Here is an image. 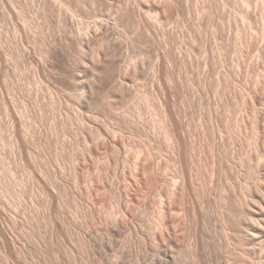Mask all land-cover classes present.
Listing matches in <instances>:
<instances>
[{
  "label": "rangeland",
  "instance_id": "1",
  "mask_svg": "<svg viewBox=\"0 0 264 264\" xmlns=\"http://www.w3.org/2000/svg\"><path fill=\"white\" fill-rule=\"evenodd\" d=\"M62 1H64L65 2V0H62ZM74 1V2H73ZM81 1H83V2H81ZM66 0V4L63 2V4H64V7L62 8L63 10H64V12L62 11V10H60V11H58V9H59V4H57L56 5V7H55V5H53V7H52V5L51 6H49L48 4H46V3H44V2H46L45 0L43 1V0H0V42L1 41H3V42H1L0 43V54H2V55H0V59H1V61H3L4 63H6V64H3V62H1L0 63V65H1V68H0V156H2L4 159L3 160H5L3 163H5V165L8 163V165H6V166H8V167H10V166H12V167H14V168H12V167H10V168H12L13 170H9V168H8V170H7V168H6V171L4 170L5 169V167L6 166H4V164L3 163H1V161H0V163L1 164H3V166H4V168H3V170L5 171V173L7 172L8 174H6V175H8L7 176V178H5L6 176L5 175H3V172L2 173H0V174H2L3 175V177L5 178V179H7V181H9L8 180V178L10 179L12 176V182H14V185L16 186V184L17 185H21L22 183V185L23 186H25V185H27V186H25V189H26V187L29 189V190H27V192L29 191V193H27L26 192V190L25 189H22V188H24L23 186H22V188L20 187V186H17V187H20L23 191H24V196L23 197H25V199L24 200H22V202L24 203V205H23V203L20 205L22 208H21V211H20V215L18 214V210L17 209H20V208H18V207H16L15 205H14V207H16L17 209V211L15 210V211H11V206H13L12 205V202L10 203L11 205H9V203H5V205H4V207L5 208H7V206H6V204H8L9 206V208H7L8 209V211L4 208V209H2V211L4 212L5 210V215L4 216H7L8 218H10L11 216H12V218L13 217H15L14 215L16 214V216L17 217H19V219L18 218H16L15 217V219H17V221L19 222H17L16 220V222L19 224H17L16 223V225H18L20 228H22V226L24 227V226H29V228L28 227H26V229L25 228H23V230H27V229H29L30 230V226H31V231L30 232H32V234L31 233H29V234H27V231H26V235L28 236V235H32L31 237L33 238V236L34 237H36V240H37V237H38V240H37V245L38 244H40L41 242H42V240L41 239H39V238H43L42 236L43 235H45V237H46V239L48 238V236H51L50 238H48V240L49 239H51L52 237H54L55 236V233H52L53 235H51V232H49V235H48V233H46V231L48 232V231H50L51 230V228H50V230H48L49 228H46L47 226L49 227L50 225H48L49 223H45V219L44 218H38V216H42V214H39L38 212L39 211H41L40 209H41V206L42 205H44V203L46 204L47 202H46V199H42V198H44L43 196H44V194H42L41 195V193H43V192H37V189H39L40 188V183H39V181H38V183H39V185H38V187H37V184L38 183H36V178H35V173H33V172H31V171H29L28 169H29V167H28V169H27V167H23V165H20V162H17V161H19L18 159H19V157L18 156H14L15 154H13V153H17L16 151H18L19 150V152H20V149H21V147H22V145L23 146H25L26 147V149H24L25 151H27V150H29L28 149V147L30 146V145H32L34 142H37V139H36V137L38 136L36 133H38L39 135H40V133H41V135H40V137H39V139L41 140L42 138L41 137H43V139L45 138L44 136H46V140L48 139L49 140V138L51 139V141L50 142H48V141H46L45 139V141L44 140H41L40 141V143H42L43 144V148H42V145H41V147L39 146L38 147V145L40 144L39 142H37V144L35 145V146H37L36 148H33L32 146H30V148L32 147L33 149H37L38 150V153H42L43 151H47V152H45L44 153V155H42V156H44L42 159H41V154H38L36 151H33V149L31 148L30 149V151L33 153H31V155L30 154H28L27 152H25V153H27L26 155V157H27V159L30 157V158H34L35 156H33L34 154L35 155H37L36 157H40V159L39 158H37L36 160H37V162H39L38 164H40V162H44V164H40V165H38V166H40V168H44L45 166L44 165H46L47 164V166L46 167H49V171L47 170V169H43L44 171H46V173H45V175L47 176V177H44V179H46L47 181H45V182H48L49 184H50V182H51V180H55L56 178H58L59 176H61V177H64L65 176V178H64V183H62L63 182V180H62V182L60 181L61 180V177H59V179H56L55 180V182H51V183H53L52 185L50 184V186L52 187L55 183L57 184V182H58V184H60L62 187H61V190H64V188L66 189V187L67 188H69L68 186H73V187H75L76 185H77V187H76V189L74 188L73 189V187H71L72 188V190H70L71 188H69V190L67 191V190H65V191H67L66 193H67V195H69V193L72 191V192H74V191H77L78 189H79V187L80 186H83L84 187V189H83V187H81L77 192H79L78 194H77V192H74L73 193V196L75 197V198H77L76 196H78V198L81 196V198H79V200H82L83 201V203H82V201H79V200H77L76 201V199L75 198H73V196H72V192L70 193V198H68L69 196H67V195H65L66 193L64 192V191H62V192H64L65 194V196H64V198L65 197H67L66 198V200L67 201H69L68 203V205H67V202L65 201V199H64V202H63V199H62V203L64 204V205H67L66 206V208H65V210L64 211H62L63 213H61L60 211H61V209L59 210L58 209V214L60 213V215L59 216H61V214H62V216H61V221H63V226L62 227H64V229H66V228H68L67 230L69 231H67V230H65V231H67L66 233L67 234H69L70 233V236L71 237H69V235H67V234H64L63 233V230H62V232L60 231L59 233H60V235L57 233V235L59 236V237H57L56 238V241H57V244H56V241H55V237H54V239H53V241L52 240H49V241H51V242H53L54 243V247H51L52 245H53V243H50L48 240H45V237L43 238L44 240H45V242L47 243V241L49 242L48 244H49V248H53V250H48V249H46V251H45V249H44V251L42 250L43 248H45L46 247V243H45V247H44V244L42 243L41 244V246H42V248L40 249L43 253H44V256L42 255L43 253H40V250H38V246L36 245V240H35V238L32 240V241H35L34 242V244H35V246H34V248H32V247H30L31 245H34L33 244V242L31 241V237L29 236V237H27V239L28 238H30L29 240H30V242H31V245L29 244H27L29 241H27V239H26V237H25V239H24V243H26L27 245L25 246V245H23L24 243H21V242H23V241H21V242H19V237H20V240H23V238H24V236H22V234L19 232V235L21 234V236L23 237H21V236H19V235H17V236H19L18 238H17V240H18V242L20 243V244H18L19 246L20 245H22V246H25V247H27V246H29V249L31 248V249H34V251L32 250L31 251V253H32V255H33V257H32V260L30 259L29 260V263L30 264H34V263H37V264H39V259L40 260H42L43 259V257L45 258V259H43V260H45V261H43V263H42V261L40 262V264L42 263V264H44L45 262V264H48V263H50V264H56V262H58V261H60V258H58L57 259V254H52V252H51V254H48V253H50V251H59V249L58 248H61L60 250L62 251L63 249H64V251H62L63 253H64V255H66L67 253H68V255H66V256H64L63 255V253H61V251H59L60 253V255H63L62 257H63V260L64 261H66L67 260V258H68V262H70V264H71V261H73V259H75V256L73 255L74 253H69L70 251H71V248L75 251V253H77L78 255L79 254H81L82 252L83 253H85L84 251H82L81 249H79V246H80V244H79V241L77 240L78 238V235L77 236H75L76 234H77V232H76V230H78V226H81L82 224V221H83V223H84V226L86 227V226H88L89 228H87V230L89 229V231H86L85 229H84V231L85 232H90V234L94 237V243H93V245L92 246H97L98 248H99V246L103 243V247H101L100 246V248L98 249L97 247L96 248H92V246L91 247H89L90 249H89V251H90V253L88 252L87 253V256H88V258L90 257V255H92V256H96V257H94V258H96V260L97 261H99V262H97V261H95V259L91 256V258H93L94 259V262H95V264H108L111 260L114 262H116V261H118L117 263H112V262H110V263H112V264H118V263H120L119 261L121 260V259H123L124 258V260H121V262H122V264H125L126 263V261H127V263L128 262H130V263H128V264H155V263H157V254L156 253H154V255H153V252L154 251H156V249H157V247L156 246H158V245H156V244H158L159 243V240H158V238L156 239V235H153V234H158L159 233V229H158V227H157V220H158V217H159V215H160V213L159 212H161V210H162V208H163V206L162 205H164L163 203H160V202H162L161 200V197H162V192L164 191V190H166L164 187V189H160V187H159V184L160 183H157V181H156V183L155 184H158V185H154V182H153V184H152V182L149 184L150 186H152V185H154L155 186V188L154 187H151L150 189L148 188V184H144V191H145V194H146V196H142V195H144V194H140L139 192H141V190L138 192V195L140 196H138V198L140 199V201H142L143 202V205H142V203H140V202H134L132 205H133V207H134V209L132 208V206H131V209H129L130 208V206L127 208V212L129 211V213H127V214H124L125 213V208H123V206L125 207L126 205H127V203H124V205H121V204H123V198L126 196V188H124V187H126V185H127V183H126V181L128 182V184H129V182H133V175H132V173L131 172H133V171H131L132 169H130V168H132L133 166H132V164H135L136 162L137 163H139V164H141L139 161H144V159H148V158H146V156L147 157H149V159L151 158V156H152V158L150 159L151 161H152V159H153V161L152 162H154V163H156L158 160H156V158H158L157 156V151H160V155H161V157L159 156V158L162 160V158H163V164H164V161H165V164L163 165L162 164V162L160 161V164H162L161 165V170H160V166H159V172L160 171H162V169H165V170H163L162 172H163V174H161V172L160 173H157L158 171H156L155 172V175H156V173L158 174V176L160 175V177L162 176V175H164V177H163V179L165 180V177H166V182L168 183V180L170 179V178H174V176L176 175V171L174 170L173 171V169H172V167H171V165H172V162H173V159H171L170 160V156H171V152H170V148L168 149V150H166L165 148H167V147H169V145H167V143L166 142H163L164 140H163V137H159L160 138V140H162V141H158V135H161V134H156L157 132L158 133H160V131L158 130L159 128L155 125V123L154 122H157L156 120H159V118L161 119L162 118V110H161V112L159 111L162 107H163V105H164V103H165V101H169L170 103H169V105L171 104L172 106H173V110H174V108H175V111L174 112H176V111H178V114L177 115H179L180 117H178L181 121H182V123H181V125L183 126L184 124L186 125V127H185V125L183 126L184 127V129H182V132H185L186 131V133L183 135L182 134V136H185V138H184V140L185 139H187L188 141H186L185 142V144H188L189 143V141H190V143L188 144V146H187V148L188 147H190V144H191V140L193 139V136H194V134L195 133H198V135H199V137H201L200 139H202V138H204L203 139V143H204V145H205V147H206V145L207 144H212V146H210L209 145V147L210 148H212V147H214V143L213 142H216V144H215V146L219 143L220 144V147H219V145H218V147L220 148L219 150H221L222 151V154H221V156H222V159H221V162H222V166H223V168L221 167V169L219 170V171H217V172H220L221 174L223 173V172H221V171H223L222 169H224V170H226L227 168H228V170H227V172L226 171H224L225 173H223V177H222V175H218L219 176V179H217L218 178V176L216 175V174H218L217 172H215L214 170H211V168L209 167L210 165L208 164V165H205L204 163H206L207 164V162H208V160H209V158L207 159V162H206V156L204 155V162H203V164L205 165V166H203L204 167V169L206 168V166H208L210 169H207L206 168V170L208 171H210L211 170V174H212V171H213V173H215L214 175H213V177L214 176H216V178H215V180H213L214 178H210L212 175L209 173V171L207 172L206 170H205V172H204V170H202L203 171V174H205L206 172L207 173H209L210 175H208L207 173V175H208V177L211 179L210 180V182L213 180L214 181V183H213V181L211 182V184H213V185H211L210 184V182H206L207 181V179L204 181V184L205 183H207L206 185L207 186H205L204 184H202V185H199L198 184V186H196L197 185V183H196V185H195V183H193L195 180H193L194 178H192V183L191 184H193L196 188L198 187L199 188V191L198 192H196V190H195V188H194V186H192V190L194 191L195 190V192L196 193H198L195 197L197 198V196H198V198H199V196H201L200 197V199H199V205H200V200L202 199V198H204V197H202L204 194V196H205V198L202 200L203 201V203H201L202 205H203V207H205V209L203 210V211H206V213H205V217L207 216V218H205V220L208 222V221H210V225H209V222L208 223H205V226H206V228H209V229H206L205 227H204V231L206 232H203V237H204V239H205V237H206V239L204 240V241H206L207 240V242H204V243H206L205 244V250H204V256L206 255H208L209 257L210 256H212V253H213V256L215 255V253H216V255L217 254H219V252H220V250H218V249H220L219 248V237L221 236H218L219 234H221V228L219 227L220 226V222H222L223 221V219H222V217H221V215L219 216L218 215V211L219 210H217V209H219L218 207H220L221 205H222V202L221 201H219V196L220 197H222L223 195H225V193H224V190H223V188L221 187V185L223 184V181L225 180H222V184H221V181H219V180H221V178H224V174L226 175V178H228L229 176H231V177H229L231 180H232V176H233V171H231V170H233V168L232 167H235V165H233L234 164V162L235 161H237V164H239V160L241 159V158H239L238 160H237V155H239L240 157H242V156H244V152H248V143L247 142H243V141H241L240 142V137L237 135L238 133H235L234 131L235 130H242V129H244L247 125H249V122L250 121H247V119L248 118H245V116L247 115V114H245V113H243L242 114V116H243V118H241L242 116H241V114H239V118H238V120L240 121V123H239V125H238V122H237V124L236 123H234V121L232 122L231 121V118L229 119V113L230 114H232L233 113V110H230L229 108H235V106H232V104H234L233 102L232 103H230L231 101H233V100H231L230 98H229V96H227L226 94H228V92H227V90L225 89V90H223V92H221L222 91V88L224 89L225 87H223L222 85H225L226 83H225V81H224V84L222 83V81L223 80H227V82L228 81H239V79L241 80H245V79H255V75L252 73L250 76L247 74V72H246V69H245V67H244V69H243V66H245V64L244 65H242V69H241V67L239 68L238 67V65H239V61L237 60V58H238V55H239V57H240V54L238 53V51H237V49H243V52H245V51H247L249 48H250V46H251V44H253V47L255 48V51H254V53L256 54V59H258V58H262V61H261V67H260V69H259V73L261 74V76H262V81L264 82V77H263V75H262V72L264 71V69H262L263 67H264V27H263V20H262V18H263V16H262V13H261V15H260V10H258L259 8H260V3L262 2L263 3V1L264 0H251L252 2L250 3V5L251 6H249L250 8V12L248 11L249 9H248V5L246 6V1H248V2H250L249 0H118V1H115L114 2V4H113V6H112V3H110L108 0H96V3L94 4V3H92L93 2V0H85V2H84V0ZM98 1H100V4L102 5H98ZM123 1V2H122ZM129 1V2H128ZM154 1V2H153ZM254 1V2H253ZM256 1H259L257 4H255L256 3ZM80 2V3H79ZM103 2V3H102ZM117 2H120L121 4H122V6H121V4H119V3H117ZM129 3V5H127V3ZM131 2V3H130ZM134 2V3H133ZM158 2V3H157ZM245 2V3H244ZM43 3L44 4H46L47 6H49V8H48V10H47V8L45 9V5H43ZM108 3V4H107ZM137 3H139L140 5H143V6H141V11L143 12L144 11V14H145V12H146V17L149 19L148 20V22L150 21V25H152L153 23L155 24V26H153L152 25V28H155L156 26H157V28H155V30H159L158 32H157V34H155L154 32H155V30L154 29H152V28H150L148 25L147 26H145V27H148V28H145L144 26V28L142 27V26H139L140 27V29L138 28V23L137 24H135V21L137 22V19L136 20H133V18L135 19V17H131V16H134V14L135 13H138L139 11V9H138V4ZM149 3V4H148ZM174 3V4H173ZM262 3H261V5H262ZM40 4V5H39ZM73 4V5H72ZM93 4V5H92ZM96 4H97V6H96ZM111 4V5H110ZM118 6H117V5ZM157 6H156V5ZM159 4V5H158ZM68 5V6H67ZM82 5V6H81ZM84 5V6H83ZM116 5V6H115ZM131 5V6H130ZM133 5H136V6H134L133 7ZM163 5V6H162ZM40 6V7H39ZM67 6V7H66ZM69 6H71L72 8H68ZM88 6V7H87ZM95 8H97V9H94V7ZM108 6H109V9H111L112 7L116 10V11H119V9H120V11L119 12H121V13H123V11H125L124 9L126 8V7H128V6H130L131 7V9H130V7H129V9L130 10H132L133 11V13L131 14V15H129L130 16V18H132V19H129V17L126 15L125 16V14H126V11H125V13H123V15L121 14V13H118V14H121V15H119V16H121L122 17V20L121 21H123V22H125L126 21V17H127V20L128 21H126L127 23L125 24V26H124V24H123V22H121L120 20H119V17H118V14H117V12L116 11H114V12H112L114 9L112 8L111 9V13H113L115 16H113V15H111L112 16V18H116V16L118 17V19L117 20H119L120 22L119 23H117V24H119V26H121L119 29H120V31H122V29H123V31H124V29H125V34L126 35H124L123 33H121L120 31V33L119 32H116V33H114V35L117 37V35H118V38H120V37H122V43H127V38H128V36H129V39L130 40H133V42L132 41H129L128 40V44L129 45H127V46H129L128 47V50L129 51H127V49H124V47L126 48L127 46L125 45V44H121L120 45V53H118V56H119V58L121 57V54H122V52L123 53H127L128 52V54H126V56L128 57V55H129V57L128 58H130L131 56L133 57V56H135L136 55V57L138 58H140V56H142L141 58L142 59H140L139 60V58H138V60L141 62V67L143 66V65H146V67L145 66H143L142 68H141V70L140 71H135L134 73H133V71L135 70L134 69V67L132 66V65H130V66H132L133 67V70H131L132 68L130 67V70L128 71L129 73H131V74H129V73H127L128 74V80L127 79H122L123 81L125 80L126 81V83L124 84L125 85V87H128L127 89L126 88H124V91L121 89V90H119L118 88H115V90H114V86L112 85V86H110V85H108V86H106V87H104V88H100V89H102V90H100V92L102 93V91L104 92V94L106 93V91H104L105 89H107V88H109V86H110V88H113V91L111 90V89H108L109 91H107V92H109V93H107L106 95L107 96H105L104 94H102V96H101V93L100 92H95L94 94H93V96L91 95V94H87L88 95V98L90 99V97L92 96V98L94 97V99H90L91 100V102L93 103V101L95 100V98H96V96H98V98H100V100L99 101H97L98 100V98H96V100L95 101H97V102H95L94 103V105H93V107H96V108H93L92 107V109L90 108L89 109V106H90V104H91V102L89 101V99L87 98V95L86 96H83V94H86V93H88L89 91H88V89H85V90H87L88 92H86V91H84V89H82L81 87V89L83 90V91H81V89L79 88V84L77 85V83L76 82H74L73 80H71L70 78H65L63 75H62V73L61 72H57V71H59V70H55V69H52V67H51V64H50V62L47 64V66L46 67H48L47 69H49V73H50V75H51V81H50V84H49V80L50 79H48V80H46L44 77H41V79H40V73H39V71L38 70H36V67H37V69H38V67H39V61H40V59H39V56L41 55V52H43V51H41L44 47V49L43 50H45L43 53L45 54V52H46V50H48L49 49V47L52 49L53 47H57V45L59 46L60 44H61V47H57V48H59V49H62L63 48V50H67L68 51V54L66 55V56H62V57H60L59 58V60L58 59H56V57H54V56H50V57H48L47 59H49V58H51L52 60V62L53 63H55V64H57V65H60L61 63V67L62 68H64V69H66V67L67 68H69L68 66L70 65V69H71V64H73L75 61H76V59H78V57H80V55H78L79 54V48L78 47H81V45L82 44H80V42L79 41H81V40H79V39H81L80 38V36H75V35H73V39H72V37L70 38V36L72 35V34H74V33H76L77 32V30L75 31V29L74 28H76L75 27V24H77L79 21L80 22H85L84 24H86L87 22H91V21H88V20H90L91 19V17H89V16H87L88 14L89 15H91V14H94V13H99V12H101V11H108ZM111 6V7H110ZM115 6V7H114ZM122 8H121V7ZM123 6H124V9H123ZM126 6V7H125ZM160 6V7H159ZM176 6V7H175ZM257 6H258V9H257ZM14 7V8H13ZM43 7H44V9H43ZM119 7V8H118ZM134 9H133V8ZM136 7H137V11L135 12V9H136ZM247 7V8H246ZM53 8V12L51 11V9ZM74 8H76V9H74ZM162 8V9H161ZM14 9V10H13ZM72 9H74L73 11H72ZM87 9V10H86ZM90 9V10H89ZM103 9V10H102ZM144 9V10H143ZM146 9V10H145ZM172 9L174 10V11H172ZM261 9V8H260ZM46 10H47V12H48V14H47V12H46ZM78 12V13H76V11ZM94 10H98L99 12H95ZM44 11V12H43ZM62 11V12H61ZM75 11V17H74V19L73 18H71L70 19V16H69V14L71 15V17H73L72 16V13L71 12H74ZM249 12V16H248V14H247V16L248 17H253V20H250L249 19V21L247 20L248 19V17L245 15L246 13H248ZM46 12V13H45ZM52 12V13H51ZM60 12V13H59ZM79 12L81 13V14H79ZM94 12V13H93ZM259 12V13H258ZM61 13H64V14H61ZM66 13H68V14H66ZM150 13V14H149ZM152 13V14H151ZM159 13V14H158ZM250 13L252 14V15H250ZM4 14V15H3ZM14 14V15H13ZM79 15V16H77V15ZM254 14V15H253ZM62 15V16H61ZM243 15H244V17H243ZM12 16V17H11ZM66 16H68L67 18H68V20H66V22H69V27L72 29L73 28V26H74V30H72V34H71V31H70V28L69 27H67L68 26V24L66 23V22H64L65 21V19H66ZM77 16V17H76ZM88 18H87V17ZM123 16H125V17H123ZM151 16V17H150ZM262 16V17H261ZM59 17V18H58ZM83 17V18H82ZM153 17V18H152ZM250 17V18H251ZM64 18V19H63ZM76 18V19H75ZM90 18V19H89ZM110 19L111 20V23H112V25H115L116 26V24L114 23V21H112V20H114V19ZM47 19V20H46ZM72 21V23H74L73 25L71 24V21ZM77 19H78V21H77ZM125 19V20H124ZM76 20V21H75ZM92 20V19H91ZM153 20V21H152ZM156 20V21H155ZM61 21H63V22H61ZM87 21V22H86ZM93 21V20H92ZM158 21V22H157ZM250 21H252L253 22V28H251V26H252V23H250L249 24V22ZM76 22V23H75ZM118 22V21H117ZM60 23H61V25H60ZM62 23H64V24H67L66 26H64ZM122 23V25H120ZM152 23V24H151ZM160 23V24H159ZM64 27H63V26ZM67 27V28H66ZM123 27V28H122ZM217 27V28H216ZM250 27V28H249ZM138 28V29H137ZM141 28H143V29H141ZM150 28V29H149ZM163 28H164V30H163ZM247 28V29H246ZM118 29V30H119ZM135 29V30H134ZM149 29V30H148ZM215 29V30H214ZM217 29H219V30H217ZM251 29V30H250ZM168 30V31H167ZM246 30V31H245ZM73 31H74V33H73ZM122 31V32H123ZM140 31V32H139ZM215 31H216V33H215ZM218 31V32H217ZM241 31V32H240ZM70 33V35H69V33ZM138 32H139V34H138ZM143 32V33H142ZM163 32V33H162ZM213 32V33H212ZM118 33V34H117ZM135 33V35H133ZM150 33V34H149ZM151 33H153V34H151ZM169 33V34H168ZM171 33V34H170ZM55 34V35H54ZM78 34V33H77ZM144 34V35H143ZM145 34H147V35H145ZM149 34V35H148ZM2 35V36H1ZM57 35V36H56ZM119 35H121V36H119ZM124 35V36H123ZM141 35H143V36H141ZM152 35V36H151ZM157 35V36H156ZM51 36V37H50ZM115 36H113V34H112V36L111 37H113L112 39H116V37ZM127 36V38H125ZM130 36H132V37H130ZM141 38H140V37ZM153 36L155 37V39L157 40H155V39H151V37L153 38ZM159 36H160V38H159ZM162 36H164V37H162ZM75 37H78L77 39L75 38ZM115 37V38H114ZM144 37V38H143ZM149 37V38H148ZM51 38V39H50ZM133 38H135V39H133ZM137 38H139V39H137ZM165 38V39H164ZM242 38V39H241ZM49 39V40H48ZM127 39V40H126ZM141 39H143V41H141ZM149 39V40H148ZM123 40H126V41H124L123 42ZM139 40V41H138ZM146 40V41H145ZM152 40V41H151ZM155 40V41H154ZM164 40V41H163ZM137 41V42H136ZM63 42V43H62ZM98 42H100V41H98V40H94L93 41V44L94 45H98ZM131 42V43H130ZM145 42H146V44H145ZM151 42V43H150ZM162 42V43H161ZM164 42V43H163ZM169 42V43H168ZM5 43V44H4ZM7 43V44H6ZM50 43H52V44H54V43H57L56 44V46H55V44H54V46L52 45V44H50ZM70 43H72V44H70ZM77 43H79L80 44V46H79V44H77ZM132 43H134L133 45H132ZM143 43V44H142ZM156 43V44H155ZM44 44V45H43ZM48 44V45H47ZM50 44V45H49ZM158 44V45H157ZM164 44H167V45H164ZM173 46H172V45ZM6 45V46H5ZM145 45V46H144ZM147 45H148V47H147ZM153 45V46H152ZM154 45H157L155 48H154ZM225 45V46H224ZM244 45V46H243ZM13 46V47H12ZM48 48H47V47ZM52 46V47H51ZM64 46V47H63ZM131 46V47H130ZM158 46H160V47H158ZM169 46V47H168ZM218 46V47H217ZM222 48H224L223 50H224V52H223V50H222V52H223V54H222V56H221V53L222 52H220L219 54H220V57H222V58H224V60L223 59H221V58H218V61L216 60V58L215 57H217V55L219 56V54L217 53V51L219 52V51H221V47ZM242 46V47H241ZM43 47V48H42ZM147 47V48H146ZM149 47H150V49H149ZM153 47V48H152ZM248 47V48H247ZM10 49V51H8V49ZM41 48V49H40ZM73 48V49H72ZM252 48V47H251ZM21 49V50H20ZM24 49H28L27 51L26 50H24ZM141 49H143V50H141ZM153 49H156V50H153ZM162 51H161V50ZM219 49V50H218ZM225 49H226V51H225ZM245 49V50H244ZM2 50H4V51H2ZM7 51V53H6V51ZM19 50V53H20V51L22 52L23 50L24 51H26V52H24V53H30V55H32V56H37L36 58H35V60H32L33 62H34V64H33V62L30 60V58L27 60H21V61H19L20 59L19 58H17L18 57V55H15L14 56V54H15V52L17 53V51ZM123 50V51H122ZM167 50V51H166ZM171 50V51H170ZM202 50V51H201ZM207 50V51H206ZM213 50V51H212ZM217 50V51H216ZM31 51V52H30ZM35 51V52H34ZM38 51V52H37ZM41 51V52H40ZM126 51V52H125ZM130 51H131V53H130ZM153 51H156L155 53H157V52H159V54L161 55V54H167L168 52L169 53H171L170 54V56L172 55V54H176V55H173V58H171V57H169L168 55H169V53L167 54V61L165 60L164 61V58L162 59V56H160L158 53V57H159V59H158V57H157V54H156V56H154L155 55V53L153 52ZM165 51H166V53H165ZM210 51V52H209ZM216 52V54H215V52ZM234 51V52H233ZM237 53H236V52ZM5 53V57H4V53ZM8 52H11L10 53V55H9V53ZM33 52L35 53L34 55H33ZM36 52H37V55H36ZM154 53V55H153V53ZM174 52V53H173ZM202 52V53H201ZM206 52V53H205ZM208 52V53H207ZM228 52H229V55H228ZM13 53V57L14 58H12V56H11V54ZM40 53V54H39ZM43 53H42V56H40V57H44V55H43ZM78 53V54H77ZM75 54H77L76 56H75V58L76 59H74L73 58V56L75 55ZM132 54V55H131ZM140 54H142V55H140ZM189 54V55H188ZM193 54V55H192ZM214 54V55H213ZM235 54H238V55H235ZM257 54H259V56L257 57ZM6 55H9V57L11 56V58H7L6 57ZM69 55H71V56H69ZM124 55L125 54H122V56H123V58L121 57V59L122 60H126V59H124ZM146 55V56H145ZM150 55H152V56H150ZM196 55L198 56V57H196ZM200 55V56H199ZM211 55V56H210ZM215 56V57H213V56ZM224 55V56H223ZM235 55V56H234ZM17 56V57H16ZM144 56V57H143ZM178 56V57H177ZM207 56V57H206ZM231 58H230V57ZM3 57V58H2ZM17 58V60H16V58ZM68 57L70 58V59H68ZM73 59H72V58ZM126 57V58H127ZM131 57V58H132ZM136 57H134V58H136ZM155 57V58H154ZM191 57V58H190ZM211 57H213V58H211ZM235 57V58H234ZM4 58H7V59H4ZM58 58V57H57ZM127 58V59H128ZM130 58V59H131ZM134 58H133V60H134ZM137 58H136V60H137ZM14 59V60H13ZM55 59H56V61H58V63L57 62H55ZM144 59V60H143ZM153 61H152V60ZM170 59H172V61L170 60ZM207 59H209L208 61H207ZM219 59H221V60H219ZM231 59L234 61H232V62H230L231 61ZM239 60H241V64H243L242 62H243V60L241 59V58H238ZM4 60H7V62L6 61H4ZM11 60H13V61H11ZM44 59H42V61H43ZM73 60V61H72ZM150 60H151V62H150ZM156 60H158V62L156 61ZM171 62H170V61ZM174 60V61H173ZM213 60V61H212ZM22 61H28V62H26V63H24V62H22ZM29 61H31V62H29ZM37 61V62H36ZM61 61V62H60ZM128 61H129V59H128ZM128 61H126V63H128ZM143 61V62H142ZM144 61H146L145 62V64H144ZM154 61H156L155 62V66L156 65H159V63L161 62L162 64H161V69H156V67L154 68V65H151L150 66V64L152 63V62H154ZM191 61V62H190ZM194 61V62H193ZM206 61V62H205ZM224 61V62H223ZM235 61H237V62H235ZM18 62V63H17ZM21 62H22V64H21ZM201 63V65H200V63ZM219 62V63H218ZM24 63V64H23ZM150 63V64H149ZM172 63V64H171ZM212 63H213V65H212ZM234 63V64H233ZM235 63H237V64H235ZM18 64V65H17ZM36 64V65H35ZM63 64H64V66H63ZM66 64L68 65V66H66ZM167 64H168V66L170 67H165V66H167ZM195 64V65H194ZM8 65V66H7ZM10 65V66H9ZM21 65V66H20ZM48 65H50V66H48ZM20 66V67H19ZM35 66V67H34ZM148 66L150 67V68H148ZM160 66V65H159ZM172 66V67H171ZM197 66V67H196ZM201 66V67H200ZM235 68H234V67ZM3 67V68H2ZM213 67V68H212ZM9 68V69H8ZM144 68H148L147 70L145 69V70H143V73L141 74V72H142V69H144ZM151 68H153V69H156V70H153V69H151ZM158 68V67H157ZM167 68H169L168 70L170 71H172V73H171V71L170 72H168L167 73V71L168 70H166L165 71V69H167ZM34 70H36V71H34ZM55 70V71H54ZM152 70V71H151ZM157 70H160L159 72H160V74H157L155 71H157ZM238 70H241L242 72H237ZM3 71V72H2ZM52 71V72H51ZM145 71V72H144ZM151 71V72H150ZM153 71L155 72V73H153ZM55 72H57L58 74H57V76L59 75V76H61V77H57L56 76V73ZM137 72V73H136ZM147 72H148V75H147ZM3 73V74H2ZM38 73V74H37ZM53 73H54V75H53ZM141 75H140V74ZM153 74V76L151 75V74ZM166 73V74H165ZM132 74H139L138 76L137 75H135V76H133V77H130L131 79H130V81H129V76H131ZM157 74V78L158 79H161V80H159L158 82H156V80H157V78H156V76L154 77V75H156ZM165 74V75H164ZM167 74L169 75L168 77H165V76H167ZM170 74H171V76L172 77H170ZM8 77H7V76ZM39 75V76H38ZM159 75V76H158ZM161 75V76H160ZM164 75V76H163ZM4 76H6V77H4ZM137 76V77H136ZM147 76V77H146ZM150 76V77H149ZM39 77V78H38ZM63 77V79H61ZM135 77V78H134ZM140 77V78H139ZM132 78H133V81L134 82H132ZM138 78V79H137ZM169 78H172V80H170ZM204 78V79H203ZM220 80H219V79ZM70 79V80H69ZM152 81H151V80ZM154 79V80H153ZM156 79V80H155ZM201 79H202V82L204 83V80L205 79H212L211 81L214 83V84H216V81H221V83H222V85H217V88L215 87V89H214V87H213V85H212V87L211 86H206V85H202L201 84ZM216 79V80H215ZM232 79V80H231ZM233 79H235V80H233ZM138 80H139V82H138ZM145 80V81H144ZM199 80H200V82H199ZM7 81V82H6ZM41 81V82H40ZM92 81H95V82H93V83H95V86H97L98 88L99 87H101V84H99V83H101V79H98V81H97V79H92ZM98 82V85H96L97 84V82ZM100 81V82H99ZM166 81V82H165ZM167 81H169L168 83H167ZM195 81H196V85L197 84H199L198 86H201V88H203V89H201L200 87H197V86H195L194 84H195ZM147 82V83H146ZM162 82V83H161ZM192 82V83H191ZM198 82V83H197ZM217 82V83H218ZM69 83V84H68ZM76 83V84H75ZM130 83V84H129ZM133 83H135V84H133ZM137 83V84H136ZM146 83V84H145ZM157 83V84H156ZM164 83V84H163ZM174 83V84H173ZM220 83V84H221ZM46 84V85H45ZM48 84L49 85H52V86H48ZM68 84V85H67ZM73 84H75L74 86H73ZM129 84V86H127V85ZM167 84V85H166ZM193 84V85H192ZM228 84H229V82H228ZM227 84V85H228ZM72 85V86H71ZM131 85V86H130ZM132 85H136L137 87V89L135 90H133V88H134V86H132ZM140 85V86H139ZM162 85V92H161V86ZM170 85V86H169ZM208 85H210V84H208ZM227 85H226V88H228L227 87ZM46 86H48V87H50V88H46ZM59 86V87H58ZM63 86V87H62ZM156 86V87H155ZM159 86V87H158ZM164 86V87H163ZM173 86V87H172ZM221 86V87H220ZM3 87V88H2ZM11 87H12V89H11ZM69 87V88H68ZM76 87H78L77 89L80 91V93H78L79 91H77V89H74V88H76ZM132 87V88H131ZM139 87V88H138ZM168 87H171V88H173V89H171L173 92H171L170 91V88H168ZM191 87V88H190ZM194 87H196L195 89H194ZM204 87H206V88H208V87H211V88H213V89H211L210 88V90H209V88L208 89H206V88H204ZM58 88V89H57ZM61 88H65L64 90L63 89H61ZM164 88V89H163ZM168 88V89H167ZM198 88V89H197ZM61 89V91H59ZM71 89H72V91H71ZM126 89V90H125ZM129 89L131 90V91H129ZM167 91H166V90ZM193 90V92H191L192 90ZM199 89H201L202 91H204V93L205 94H203V92H201V90H199ZM51 90V91H50ZM177 90V91H176ZM198 91L197 93H196V91ZM4 91V92H3ZM11 91V92H10ZM66 91H69V93H73L74 91H76L75 93H77V94H81V97L83 96V97H85V99L84 98H82V103L85 101V103L87 104H85V103H81L83 106L81 107V106H79V104L80 103H78V102H81V101H78V99L77 98H81L80 97V95H77V98L74 100V99H71V98H69L70 96L71 97H73V96H76L75 95V93H73V94H70L69 96H66L65 97V94L67 93L68 94V92H66ZM127 91L128 92H134V93H136L135 91H137V93L136 94H138L137 96H136V98H135V95L136 94H134L133 92H132V94H131V96H130V93H128L129 94V96L127 97V100H131V99H133V98H135V100H136V104H133L134 103V101L132 102V100H131V103H129V101H127L126 99H125V104L127 103V105L128 104H130V106L132 105L135 109H137V110H141V112L140 111H138L137 112V110L135 111V110H133V109H128V111H126V112H129V110L131 111V110H133L134 111V114L137 116V118H138V116H140V114L142 113L143 115L141 116V117H143L144 119H146L147 118V116H149L150 118H153L152 119V121H150V118H147V120H144L143 119V121H145L144 122V125H147V123H146V121L148 122V121H150V122H153L154 123V125L156 126V128L154 127V128H152L153 130H156L157 128V130H156V132H155V135H156V137L158 138V139H156L155 140V142L156 143H159V144H161V145H159V147H155L156 145V143L154 142L153 144L155 145H153L152 144V142L151 143H148V144H146L147 142L145 141V140H143L142 139V141L144 142H146V143H144V145L143 146H145L146 147V149H145V147H144V149L146 150V151H144V149L142 150V149H140V148H143V146H142V142H141V139L138 141V137H140V136H138L137 134H135V136H137V137H135V138H133L132 137V139H134V140H136V141H134V140H132L131 141V139H130V141H128L129 139H127V138H125L126 136H127V134H130L129 132H127L125 135H124V131L123 132H121V131H118V136L120 135V137H117V141H118V139H119V142L121 143L122 142V144L124 145V147L127 145V143L129 142V145H127L125 148L124 147H121L122 145H120V146H118L117 148H115L114 149V151H116V149H118L119 147L120 148H122V149H118L117 150V152H118V157H117V154H115V159H116V157L118 158V160L116 159H114L113 160V154H114V152L113 151H111V150H109L107 147H105L104 146V144H105V141H107V140H102V136H101V142H98V144H99V146L97 145L96 146V148H94V149H92L93 150V152L95 153V151H96V153H95V155L97 154V150H98V153H99V151L101 150V148H100V146L103 144V147L108 151H106L104 148H102V149H104L105 151L104 152H106V157L108 158V155H107V153L108 154H110L111 152V155H109V160L111 161H109V160H105V159H102V160H105V162L107 163L106 165H108L109 164V166H107L106 167V165L105 166H103L102 164H104V162L103 161H101V163L100 162H97L96 163V161H99V160H101V157H100V159L99 160H96V158H99L98 156H100V155H102V151L103 150H101V154H98V155H96V158H95V156L92 154L91 155V150H90V154L89 155H91V156H89L88 154H86L87 155V157H86V155H85V160L83 161V159H80L79 161H77V160H75L74 161V163L72 164V162H70L69 160H70V155L69 154H71V153H73V155H74V152L75 151H73V150H70V149H72V147H71V145L73 144V148H75L77 145H76V143L78 142V139H79V142H80V140L82 141V139H80L79 137H81V138H83L84 137V135H88L87 134V132H81L80 133V130L78 129L77 130V126L79 125L80 126V124H81V126L84 124V121L86 120H88L89 121V116L91 115L92 116V114H93V112H96L97 111V109H99L96 113H98V114H96V115H101V111H100V109L101 110H103L102 111V113L105 111V113H103L101 116H98V118H96L98 121H101L102 120V118L101 117H104L103 115L105 114V116H107L108 118H110L111 116H113L114 114H115V111H116V106H120V105H122L123 107H121V108H123L122 110H121V108H119V109H117V111H116V115H118V116H113L114 118H115V120H114V118L113 117H111L114 121H115V123H116V119H117V121H118V123H119V119L122 117V115L120 114V113H123V115L124 114H127L126 112H125V110H127V108H128V106H126L125 108H124V106H125V104H123L122 102L121 103H119V104H117L116 102H117V100H118V102H119V99H120V97L118 98V96H120L119 94H122V93H125V94H123V96L125 97L126 95H127ZM159 91V92H158ZM168 91H170L169 93H168ZM226 93H225V92ZM66 92V93H65ZM141 92V93H140ZM162 93V94H164V95H166V97L164 98L163 96L161 97V94H158V93ZM163 92H165V93H163ZM220 92L221 93H224L226 96H227V98L229 99V101H228V103L226 102V99L227 98H225L224 97V94L222 95V94H220ZM11 93V94H10ZM58 93H60L59 95H58ZM65 93V94H64ZM98 93V94H97ZM114 93H119L118 95L117 94H114ZM140 93V94H139ZM171 93H172V95H171ZM192 94L191 96H190V94ZM194 93V94H193ZM198 93H200L201 95H199ZM57 94V95H56ZM134 94V95H133ZM158 94V95H157ZM177 94V95H176ZM230 94V93H229ZM228 94V95H229ZM5 95V96H4ZM62 95V96H61ZM73 95V96H72ZM91 95V96H90ZM99 95L101 96V97H99ZM109 95V96H108ZM145 95V96H144ZM147 95V96H146ZM157 95V96H156ZM160 95V96H159ZM170 95V96H169ZM200 97H199V96ZM221 95L224 97V99H222L223 97H221ZM4 96V98H6V99H4V98H2ZM38 96V97H37ZM61 98V100L63 101V99L66 101H64V102H61V100H60V98ZM103 96H105V98H103L102 99V97ZM117 96V97H116ZM134 96V97H133ZM151 96V97H150ZM193 96V97H192ZM195 96V97H194ZM8 97V98H7ZM117 99H116V98ZM131 97V98H130ZM153 97H155V98H153ZM160 97V98H159ZM169 97H171V98H169ZM65 98H67V99H65ZM126 98V97H125ZM128 98H130V99H128ZM143 98V99H142ZM162 98V99H161ZM163 98H164V102H163V105L161 106L160 105V102H161V100H163ZM173 98V99H172ZM201 100H200V99ZM10 99H11V101H10ZM69 99H71V103L73 104V103H75L76 105H78L79 106V108L80 109H82L81 111H79L78 110V112L76 111L77 109H78V106H76V105H70L71 103H70V100ZM88 99V100H87ZM104 99H105V101L106 102H104ZM107 99V100H106ZM109 99V100H108ZM115 100L114 101V103H112V100ZM158 99V100H157ZM159 99H160V101H159ZM172 101H170V100ZM190 99V100H189ZM102 100V101H101ZM176 100V101H175ZM5 101V102H4ZM69 101V102H68ZM89 102V104H88V102ZM101 101V102H100ZM108 101H111V103L112 104H109V106H110V108H111V111H110V108L108 107V109H109V111H108V109H107V106H108V103H110V102H108ZM59 102V103H58ZM108 102V103H107ZM159 104H158V103ZM176 102V103H175ZM192 102V103H191ZM5 103H6V106H4L5 105ZM65 103V104H64ZM68 103H70V104H68ZM189 103H191V104H189ZM22 104V105H21ZM60 104V105H59ZM98 104V105H97ZM107 104V105H106ZM113 104L114 105H116L115 107L113 106ZM141 104V105H140ZM162 104V103H161ZM177 104V105H176ZM229 104H230V106L231 107H229ZM13 105H15V106H13ZM26 105V106H25ZM86 105V106H85ZM89 105V106H88ZM92 105V104H91ZM106 107H105V106ZM111 105H112V107L114 108H112L111 107ZM137 105V106H136ZM157 105H159L158 107L160 108H156V106ZM170 105V107H171V109H172V106ZM190 105V106H189ZM193 107H192V106ZM4 106V107H3ZM12 106V107H11ZM24 106V107H23ZM63 108H62V107ZM66 106V107H65ZM72 106V107H71ZM85 106V107H84ZM129 106V108H131ZM226 106H228L227 107V110H226ZM2 107V108H1ZM14 107V108H13ZM27 109H26V108ZM67 107H70V108H67ZM77 107V108H76ZM102 107V108H101ZM105 109H107V110H105ZM140 107H142V109L140 108ZM156 109H155V108ZM189 107H190V109H189ZM7 108V109H6ZM9 108V109H8ZM13 108V109H12ZM61 108V109H60ZM76 108V109H75ZM88 108V109H87ZM116 108V109H115ZM139 108V109H138ZM145 108V109H144ZM181 108V109H180ZM231 108V109H232ZM5 109V110H4ZM26 109V110H25ZM75 109V110H74ZM94 109H96L95 111H94ZM156 110V112H154L155 110ZM157 109H159V110H157ZM179 109V110H178ZM185 109H186V111H185ZM210 109V110H209ZM11 110V111H10ZM16 111V113H15V111ZM64 110H65V112H64ZM74 111V112H71V111ZM83 110H84V112L87 114H89V113H92V114H90L88 117H87V115H86V117H84V119L85 120H79V119H77V117H79L80 115H79V112H81V114L83 115ZM86 110V111H85ZM89 110H91L90 112H88ZM113 110V111H112ZM115 110V111H114ZM142 110H143V112H142ZM212 110L214 111V112H212ZM7 113H6V112ZM106 111H108V112H106ZM120 111H122V112H120ZM182 111V112H181ZM211 111V112H210ZM225 111H226V113H225ZM231 111H232V113H231ZM4 112V113H3ZM22 112V113H21ZM77 112V113H76ZM111 114H110V113ZM114 112V113H113ZM120 112V113H119ZM132 112V111H131ZM137 112V113H136ZM159 112H160V114L161 115H159ZM3 113V114H2ZM100 113V114H99ZM107 113H109L108 115H107ZM112 113H113V115H112ZM117 113H119V114H117ZM138 113H140L139 115H138ZM180 113V114H179ZM183 113V114H182ZM186 113V114H185ZM213 115H212V114ZM228 113V114H227ZM18 115V117H17V115ZM70 114V115H69ZM73 114H75V116L74 117H76L75 119L77 120V121H75L74 119L72 120V115ZM79 115V116H77V115ZM95 114V113H94ZM93 114V115H94ZM181 114H182V116H181ZM211 114V116L210 117H214V118H212V119H214V121L216 122L217 121V119L219 120V122L217 121L216 123L214 122V124H215V127L216 128H214V129H219V126H220V123H221V125L222 126H228V128L226 129L225 127H222V126H220V130H218L217 129V131H218V133H216V135L217 136H215V133H214V140L212 141H210L209 139V137H208V140L210 141V142H207L205 139H207V138H205V135H204V130L203 129H200L201 127V125L203 126L209 119H210V117H209V115ZM228 116H227V115ZM16 115V116H15ZM38 115V116H37ZM40 115V116H39ZM66 115H69L70 117H71V120L69 121L68 120V117L69 116H67V118H65V119H67V120H65L63 117H65ZM84 115V116H85ZM145 115V116H144ZM147 115V116H146ZM217 115V116H216ZM225 115V116H224ZM233 115V114H232ZM232 115H230V116H232ZM55 116H56V118H55ZM63 116V117H62ZM119 116H121V117H119ZM153 116V117H152ZM155 116H157V118L155 117ZM159 116V117H158ZM161 116V117H160ZM186 116V117H185ZM223 116V117H222ZM7 117V118H6ZM12 117V118H11ZM16 117V118H15ZM73 117V118H74ZM119 117V118H118ZM208 117H209V119H208ZM222 117V118H221ZM247 117V116H246ZM18 118V119H17ZM40 118V119H39ZM104 118H106V117H104ZM110 118V119H111ZM186 118H187V120H186ZM189 118V119H188ZM192 118V119H191ZM200 118H201V120H200ZM202 118H203V120H202ZM217 118V119H216ZM223 118H227V120H224ZM38 119V120H37ZM60 119V120H59ZM92 119V118H91ZM95 119V120H96ZM107 119V118H106ZM106 119H103V121L102 122H104V120H106ZM110 119H107V121H105V123L106 122H109V120ZM112 119H111V121H112ZM149 119V120H148ZM191 119V120H190ZM216 119V120H215ZM10 120V121H9ZM19 120V121H18ZM34 120V121H33ZM55 120H57V121H55ZM66 122V124L64 123V121ZM80 121V124L78 123L79 121ZM155 120V121H154ZM179 120V121H180ZM190 120V121H189ZM211 120V119H210ZM208 121V123H206V124H210L211 122L213 123V121ZM246 120V125L244 124V123H242L241 121H245ZM249 120V119H248ZM18 121V122H17ZM25 121H26V123H29V124H31V126H32V129H33V125H34V131H33V133H32V129H31V133L30 132H26L25 130H23L24 128L22 127V122H24L25 123ZM31 121V122H30ZM54 121V122H53ZM59 121V122H58ZM60 121H62V122H60ZM110 121V122H111ZM114 121H113V125H114ZM221 121V122H220ZM231 121V123H233V124H236V126H234L233 124H231V123H229ZM37 122V123H36ZM78 123V125H77V123ZM81 122H83V124L81 123ZM149 122V123H150ZM225 123L224 125H223V123ZM18 123V124H17ZM63 123V126H61V124ZM153 123H150V126H151V124L153 125ZM196 123V124H195ZM202 123V124H201ZM204 123V124H203ZM211 123V124H212ZM218 123H219V126H218ZM229 123V125H233L232 127L231 126H229V125H227ZM17 125V126H15V125ZM53 124V125H52ZM107 124H109V123H107ZM112 124V122L109 124V125H111ZM198 124H199V127H197L198 129H196V125L198 126ZM204 125V127H206L207 125ZM210 124V125H211ZM214 124H212V126H214ZM241 124V125H240ZM244 124V125H243ZM56 125V127H54ZM64 125H65V127H64ZM116 125V124H115ZM209 125V126H210ZM218 127H217V126ZM15 126V127H14ZM52 126H53V128H56V131L52 128ZM79 126H78V128H79ZM238 126H240V127H243L244 126V128H242V129H235L234 130V128H238ZM6 127V128H5ZM8 127V128H7ZM23 129H22V128ZM61 127H64L63 129H64V131H63V129H62V132H61V130L59 129V128H61ZM146 127V129H147V131L148 130H151V129H149V127L148 126H145ZM182 127V128H183ZM211 127V126H210ZM221 127L223 128L222 130L224 131V133H223V131L221 130ZM231 127V128H230ZM22 130H21V129ZM38 128V129H37ZM40 128V129H39ZM81 128V127H80ZM192 128V131H190V130H188V129H191ZM203 128V127H202ZM207 128H209V127H207ZM9 129V130H8ZM18 129V130H17ZM36 129V130H35ZM43 129H44V131H43ZM196 129V132L193 134L192 132H193V130H195ZM199 129H200V131H199ZM206 129V128H205ZM209 129H212V127L211 128H209ZM230 129H232L233 130V132L239 137H234V133H233V136H232V131L230 130ZM245 129H247V128H245ZM245 129H244V131H245ZM3 130V131H2ZM20 130V131H19ZM40 132H39V131ZM79 131V132H77V131ZM152 130V131H153ZM248 130V129H247ZM18 131L22 134L21 136H23V137H21L20 135H19V133H18ZM25 131V132H24ZM36 131V132H35ZM50 131V132H49ZM76 131V132H75ZM150 132V133H152L153 134V132ZM189 133H188V132ZM202 131V132H201ZM216 131V130H215ZM214 131V132H215ZM216 131V132H217ZM220 131V132H219ZM229 131V132H228ZM243 131V132H244ZM249 131V130H248ZM7 132V133H6ZM12 132H14V133H12ZM43 132V133H42ZM60 132V133H59ZM119 132H121V134H119ZM199 132H200V134H199ZM231 132V133H230ZM238 132V131H237ZM240 132V131H239ZM242 132V131H241ZM251 133H252V131H250ZM15 133H17L18 134V136H17V134H15ZM33 134V135H35L34 137L32 136V135H30V134ZM46 133V134H45ZM50 133V136L48 135ZM64 133V134H63ZM76 133V134H75ZM82 133L84 134V135H82ZM123 133V134H122ZM220 133V134H219ZM249 134L248 132H246L245 134L244 133H242L243 135V137H244V135H249V139L251 138L250 137V135L252 136V134ZM6 134V135H5ZM43 134H44V136H43ZM75 134V135H74ZM77 134H81V136L80 135H77ZM106 134V135H105ZM110 134V133H109ZM109 134H107V133H104V136H103V139L105 138H108V139H110L111 137H114L113 135H111V137H108L109 136ZM190 134H193V135H190ZM27 135V136H26ZM30 135V136H29ZM122 135H123V138H122ZM130 135H132V134H130ZM130 135H128L127 137L128 138H131L130 137ZM134 135V134H133ZM190 135V136H189ZM202 135V136H201ZM213 135V134H212ZM228 135H229V137H228ZM246 135V136H247ZM26 136V137H25ZM32 136V137H31ZM76 136H77V138H76ZM163 136V135H162ZM187 136V137H186ZM191 136H192V138H191ZM204 136V137H203ZM210 136V135H209ZM4 137V138H3ZM6 137H8V138H6ZM16 137V138H15ZM27 137H29L28 138V140H27ZM90 137V136H89ZM212 137V136H211ZM231 137H233L234 139V142H235V144H234V142H233V144L235 145V148H237V149H235L236 150V152H234L235 150H234V148H232V147H234V145L232 144V139H230ZM242 137V138H243ZM248 137V136H247ZM247 137H244V140H249ZM17 138H19V140L17 139ZM23 138V139H22ZM24 138H25V140H27L26 142H25V140H24ZM34 140H33V139ZM143 138V137H142ZM191 138V140H189ZM217 140H216V139ZM227 138V139H226ZM246 138V139H245ZM5 139V140H4ZM38 139V140H39ZM120 139H123L124 141L126 140L127 141V143L125 142V143H123L124 141L123 140H120ZM199 139V138H198ZM212 139V138H211ZM235 139H237V142H236V140ZM12 140V141H11ZM14 140V141H13ZM19 141V143L21 144V146L19 145V143H18V141ZM23 140V141H22ZM36 140V141H35ZM77 140V141H76ZM226 140V141H225ZM231 142H230V141ZM239 140V141H238ZM246 140V141H247ZM17 141V142H16ZM44 143H43V142ZM152 141V140H151ZM154 141V140H153ZM228 141V142H227ZM2 142V143H1ZM10 142H12V143H10ZM22 142H25V143H27V144H25L24 145V143L22 144ZM28 142L30 143V145L28 144ZM31 142H32V144H31ZM46 142V143H45ZM49 144H48V143ZM78 142V143H79ZM162 142V143H161ZM218 142V143H217ZM222 142V143H221ZM230 142V143H229ZM245 143L244 145L246 146V144H247V149H243V148H246L245 146L244 147H242V144L243 143ZM82 143L83 142H81V143H79L80 144V146H81V148H82ZM92 143V142H91ZM132 143H134V144H132ZM137 143V144H136ZM166 143V147L164 146V144ZM230 144V146H232V147H230L229 146V144ZM237 143V144H236ZM242 143V144H241ZM13 144V145H12ZM44 144H46L45 145V147H44ZM146 144V145H145ZM162 144H163V146L165 147V148H162ZM18 145L20 146L19 148H17L18 147ZM27 145H28V147H27ZM34 145V144H33ZM67 145H69L71 148H67V147H69V146H67ZM75 145V146H74ZM139 147H138V146ZM150 145V146H149ZM153 145V149L152 148H150L151 146ZM228 145V146H227ZM16 146V147H15ZM34 146V147H35ZM64 146H66V148L68 149H66ZM79 145L76 147L77 148V151H78V148L80 147ZM149 146V147H148ZM161 146V147H160ZM24 147V148H25ZM63 147L66 149H63ZM129 147V148H128ZM131 147V148H130ZM136 147V148H135ZM148 147V148H147ZM154 147H155V149H154ZM208 147V146H207ZM205 148L206 150L209 148ZM218 147H216V148H218ZM42 148V149H41ZM75 148V149H76ZM99 148V149H98ZM135 148V149H134ZM150 148V150L148 151V149ZM160 148H162V150H159ZM230 148L231 149H233L232 151L234 152V153H237V155H235V154H233L236 158L234 159V157H231V156H233V155H231V153L230 152H232V151H230ZM6 149V150H5ZM18 149V150H17ZM40 149L42 150V152L40 151ZM43 149H45V150H43ZM74 149V150H75ZM80 149V148H79ZM97 149V150H96ZM137 149H139V151L140 150H142V151H144L145 153H142V155H141V157L140 158H142V159H138V157L137 156H139V155H137L136 157H137V159H136V157L134 156L135 155V153L134 152H136V154H139V151H137ZM151 149H152V151H151ZM190 148H188V149H186V151L187 150H189ZM64 150V151H63ZM71 151V153H70V151ZM95 150V151H94ZM133 150H134V152H133ZM136 150V151H135ZM246 150V151H245ZM7 151V152H6ZM66 151V152H65ZM67 151H69V152H67ZM80 151H81V149H80ZM161 151L163 152V153H161ZM168 151V152H167ZM190 151V150H189ZM189 151H187V152H185V155L186 154H188L189 153ZM221 151H220V153H221ZM229 151V152H228ZM237 151H239V154H238V152ZM241 151H243V152H241ZM29 152V151H28ZM89 152V151H88ZM92 152V153H93ZM133 152V153H132ZM150 152H154V154L152 153H150ZM156 152V153H155ZM207 152H209V149H208V151H206V153ZM232 152V153H233ZM246 152V153H247ZM37 153V154H36ZM64 153V154H63ZM69 153V154H68ZM148 153H150L149 155H148ZM167 153H169L170 154V156L168 157V155L169 154H167ZM218 153H219V151H218ZM241 153H243V155L241 156ZM9 154V155H8ZM20 153H18L17 155H19ZM75 154H77V152L75 153ZM79 154H81L80 152H78V155ZM145 154V155H144ZM155 154L157 155L156 157H155ZM158 154H159V152H158ZM167 154V155H166ZM190 155H191V151H190V153H189ZM224 154H225V156H224ZM230 154V155H229ZM25 155V154H24ZM38 155H40V156H38ZM46 155H47V157L48 158H46ZM66 155H69V156H66ZM72 154H71V156H73ZM132 157H131V156ZM190 155H188V157L187 158H185L186 160L187 159H189L191 156ZM229 155V156H228ZM246 155V154H245ZM29 156V157H28ZM64 156H65V158H64ZM94 156V157H93ZM105 157V153H104V155H102V157ZM123 156V157H122ZM128 156L130 157V159L132 160V159H135V160H132L133 162H131V160L129 161H127V159H128ZM153 156H154V158H155V161H154V158H153ZM163 156V157H162ZM187 156V155H186ZM185 156V157H186ZM190 156V157H189ZM220 156V157H221ZM223 156L225 157V158H227V159H224L223 158ZM238 156V157H239ZM9 157V158H8ZM13 157H18V159H14ZM50 157V158H49ZM53 158V160H52V158ZM91 157H93V158H95V159H92ZM103 157V158H104ZM105 157V158H106ZM126 159H125V158ZM166 157V158H165ZM172 158H173V156H171ZM232 159H231V158ZM245 157V156H244ZM13 158V159H12ZM49 159L50 160V162H48L47 160V163H45L46 161H44L43 159ZM88 158V159H87ZM90 158V159H89ZM112 158V159H111ZM167 158H168V160H167ZM243 158V157H242ZM89 160V162H90V164H89V162H87V160ZM123 159L126 161V162H131L130 164L131 165H128V163H126L125 161H123ZM159 159V160H160ZM212 158H210V160H211ZM220 159V158H219ZM231 159V162H229V160ZM14 160H15V162H14ZM17 160V161H16ZM29 160V159H28ZM36 160H35V158L34 159H32V161H35V163L37 164V162H36ZM39 160V161H38ZM41 160V161H40ZM53 162H52V161ZM71 160H74L73 158H71ZM92 160H95V163L97 164H95V167L93 166L94 164H92ZM139 160V161H138ZM145 160V162L143 163V165H153L152 164V162L149 164L148 163V160L146 161ZM185 160V161H186ZM190 160V162H188ZM189 160H187V162L186 163H188V164H185L186 166V168H191V166H192V161H191V159H189ZM225 160H228L227 161V163H226V161ZM7 161V162H6ZM9 161V162H8ZM110 163H109V162ZM116 161H118V163L116 162ZM172 161V162H171ZM224 161V162H223ZM257 162V160H254V164L256 165V162ZM16 162L18 163V164H16ZM31 162V161H30ZM78 162V163H77ZM83 163V164H81V165H84L85 163L87 164V166H86V164L83 166L84 168H86V170H89L88 171V173L86 172V170L79 164V163ZM94 162V161H93ZM114 162H116V163H114ZM127 164V165H124L125 163ZM169 163L167 166H166V163ZM211 162H212V160H211ZM10 163H12V164H10ZM14 163V164H13ZM48 163H50V164H48ZM75 163H77L80 167H82L83 169L81 170V168L77 165V164H75ZM100 163V164H99ZM124 163V164H123ZM147 163V164H146ZM191 165H190V164ZM208 163H210V162H208ZM224 163H226V164H224ZM230 163V165L232 164L233 166H231L230 168L227 166L228 164ZM0 164V165H1ZM35 164V165H36ZM74 164H75V166H74ZM99 164V165H98ZM159 164V165H160ZM171 164V165H170ZM212 165H213V162L211 163ZM224 164V165H223ZM236 164V163H235ZM236 164V165H237ZM10 165V166H9ZM52 165H54V166H52ZM73 165V166H72ZM76 165H77V167H76ZM100 165H102L101 167H102V169H103V167H105L104 169H107V172H109V173H107V175H106V171L104 172V170H103V172L105 173V175H106V177H105V175L103 174V173H100L101 172V167H99ZM111 165V166H110ZM113 165V166H112ZM116 165H117V167H116ZM123 165V166H122ZM187 165H189L190 167H187ZM212 165H211V167H212ZM226 165V166H225ZM19 166V167H18ZM22 166V167H21ZM44 166V167H43ZM57 168H56V167ZM59 166V167H58ZM93 166V167H92ZM98 168H97V167ZM124 166L126 167V166H129V167H127V168H125L124 169ZM2 167V166H1ZM45 167V168H46ZM50 167H52V168H55V170L57 169V171H59L60 170V175H58V174H55L57 171H55L54 173L52 172V169H50ZM76 167V168H75ZM88 167H92V168H94V169H87ZM111 168V171H110V168ZM114 167V168H113ZM164 167V168H163ZM202 167V168H203ZM214 167V166H213ZM212 167V168H213ZM61 168V169H60ZM72 168H75V170H77V168L81 171H79V170H77L76 172H78V173H80L78 176L80 177V179L79 178H76V172L74 173V174H76V175H73L72 174V172H74V169H72ZM97 168V170L99 169H101L100 170V172H99V170H98V173L99 174H101L102 176L104 175V177H105V182L103 181V178L101 179V178H98L97 180L95 179V176L97 175V177H99L98 176V173H97V171L95 170ZM115 168H116V171H117V173L118 172H123V170L125 171V170H127L128 171V173H129V171H130V173H131V179L130 178H128L127 176V172L124 174L125 175V177H123L124 178V180H123V178H122V176H121V178H120V180L121 181H119L118 180V175L121 173H114V172H116L115 171ZM118 168V169H117ZM128 168L130 169V170H128ZM168 168V169H167ZM174 169H175V166L173 167ZM232 168V169H231ZM1 169L2 168H0V172H1ZM59 169V170H58ZM120 169V170H119ZM2 170V171H3ZM16 170V171H15ZM20 170V171H19ZM61 170H63V172L61 171ZM90 170H92V171H90ZM95 170V171H94ZM119 170V171H118ZM229 170H230V174H229ZM9 171V172H8ZM14 172V173H11V172ZM27 171V172H26ZM53 171H54V169H53ZM86 172V174H87V178L89 177V176H91V178H92V174H93V177H94V180H92L91 179V182H93V181H95L96 180V182H98L99 183V181H100V183L101 182H104V183H106V186H107V184L109 185V183H110V181H108L109 179L111 180V178L113 179L114 178V176H115V178H114V181L112 180L111 181V184L112 185H114L113 187L111 186H107V187H104L105 188V190H106V188H107V190H109V187H110V189H111V191L109 192V191H107L106 190V193H105V190H104V188H102V187H100L99 185H100V183L98 184V186H97V184H96V182L94 183H90L91 185H93V186H90L89 185V178L87 179V180H89L88 182H87V180H86V178H85V173L84 172ZM23 172H25L24 174H23ZM30 172V173H29ZM47 172H49V173H47ZM84 173V175H83V173ZM90 172H93V173H91V174H89ZM172 172H175L174 174L172 173ZM55 174V176H56V178H54L53 177V175H52V178L53 179H51L50 178V176L48 177V175L47 174H49V175H51V174ZM61 173H63L64 175L62 176V174ZM82 173V174H81ZM94 173L96 174L95 176H94ZM134 173V172H133ZM12 174V176H10ZM31 174H33V175H31ZM108 174H109V177L107 178V176H108ZM115 174V175H114ZM206 174H205V176H206ZM228 174V175H227ZM232 174V175H231ZM1 175V176H2ZM22 175V176H21ZM33 176L35 179H31L30 180V178L29 177H31V176ZM58 175V176H57ZM72 175H73V177H72ZM82 175H83V177H84V179H85V181L82 179V181H80V183H79V180H81V177H82ZM89 175V176H88ZM121 175V174H120ZM120 175H119V177H120ZM10 176V177H9ZM44 176V175H43ZM75 176V177H74ZM111 176V177H110ZM170 176H173V177H170ZM228 176V177H227ZM16 177V178H15ZM24 177V178H23ZM96 177V178H97ZM116 177H117V179H116ZM156 177H157V175H156ZM221 177V178H220ZM49 178V179H48ZM72 178H73V180H75L76 179V183L74 182V184H76L75 186L73 185V183H71L70 185H69V181H73L72 180ZM75 178V179H74ZM127 178L129 179V180H127ZM168 178V179H167ZM18 179V180H17ZM21 179V180H20ZM27 179H29V180H27ZM51 179V180H50ZM77 179H78V182H77ZM101 179V180H100ZM107 179V180H106ZM119 181L118 183H120V185L119 186H117L118 188H115L116 187V183H117V181ZM204 179H205V177H204ZM26 180V181H25ZM35 180V182H32V181H34ZM49 180V181H48ZM58 180V181H57ZM123 180V181H122ZM209 180V179H208ZM226 180H229V179H226ZM226 180L224 181V182H226ZM230 180V181H231ZM11 181V180H10ZM85 183H84V182ZM107 181L109 182V183H107ZM116 181V182H115ZM170 182H171V179L169 180ZM190 181H191V178H190ZM18 182H19V184H18ZM21 182V183H20ZM60 182V183H59ZM86 182L88 183L87 184V186H86ZM166 182H164L165 183V185L167 184ZM170 182H169V184H170ZM220 182V183H219ZM34 183V184H33ZM47 183V184H48ZM67 183H68V185H67ZM115 183V184H114ZM126 184L125 186H123V184ZM36 184V185H35ZM63 184V185H62ZM78 184H79V187H78ZM152 184V185H151ZM217 184V185H216ZM220 184V185H219ZM67 185V186H66ZM145 185H147V186H145ZM204 185V186H203ZM15 186H14V188H15ZM55 186V185H54ZM54 186L52 187V189H55L54 188ZM64 186H66V187H64ZM95 186V187H94ZM123 186V187H122ZM149 186V187H150ZM157 186V187H156ZM160 186H163V185H160ZM201 186H203V187H207L208 188V186H209V188L208 189H206V188H203V187H201ZM212 186V187H211ZM223 186V185H222ZM37 187V188H36ZM88 187V188H87ZM89 187H91V189L89 188ZM93 187L94 188H96V190H93ZM98 187H100V188H98ZM120 187V188H119ZM122 187V188H121ZM158 187H159V189L161 190H159L158 189ZM211 187V188H210ZM219 187V188H218ZM220 187H221V189H220ZM63 188V189H62ZM78 188V189H77ZM98 188V189H97ZM101 188L104 190H101ZM113 188V189H112ZM116 189V191H120V192H116V194L118 193H120L118 196L119 197H117L116 196V194H115V192H114V190ZM148 188V189H147ZM157 188V189H156ZM162 188V187H161ZM198 188H197V190H198ZM201 188H202V190L203 189H206V192L207 193H204L202 190H201ZM217 188V189H216ZM17 189V188H16ZM16 189H14V194H15V190ZM35 191H34V190ZM82 189V190H81ZM100 189V190H99ZM120 189V190H119ZM122 189V190H121ZM155 191H154V190ZM210 189V190H209ZM213 189V190H212ZM41 190V189H40ZM39 190V191H40ZM80 190H81V192H80ZM93 191V193H92V191ZM125 190V191H124ZM202 191V193H201V191ZM220 190H223V191H220ZM86 191V192H85ZM91 191V192H90ZM95 191H96V193H97V191H101V194H99V195H103L102 197L101 196H99L98 194H95ZM102 191H103V193H105L106 195L104 196V194L102 193ZM121 191H123L122 193H121ZM150 191H151V193H150ZM153 191H154V193H153ZM158 191H160V192H158ZM192 191V192H193ZM210 191V192H209ZM34 193L35 195H38V194H40V195H38V196H35L34 194H32V193ZM84 192H85V194L86 193H88V194H90L91 193V195H85L84 194ZM90 192V193H89ZM147 192V193H146ZM165 192V191H164ZM201 194H203V195H200V193ZM220 192H222L221 194H223V195H220ZM27 193V195L25 196V194ZM98 193H100V192H98ZM115 195H114V194ZM142 193H143V190H142ZM154 195H153V194ZM158 195H157V194ZM162 193V194H161ZM195 193V194H196ZM210 193H211V195H210ZM230 193V192H229ZM30 194V195H29ZM76 194V195H75ZM81 194V195H80ZM110 194H112V195H110ZM151 194V195H150ZM161 194V195H160ZM195 194H193V195H195ZM206 194L209 196H206ZM231 194V193H230ZM232 194H233V192H232ZM29 195V196H28ZM87 196V197H89L90 196V199L89 200H91V202L93 201L92 200V197H94V199L96 198V196L98 197L97 198V203H95L96 201H93L92 202V204L94 205V204H99V202H98V199L100 200V198H101V200H102V198L104 197V203H102V201L100 202V204L102 203L103 205H97L98 206V208L96 207V205H95V207H96V209H98V211H100L101 210V213L100 214H96V209H95V207L93 206V205H91V202L89 201V200H87V198H86V200H85V198H83V196ZM95 195V196H94ZM122 195H123V197H122ZM167 197V194L166 193H164L163 194V197L162 198H164V199H166L165 198V196ZM219 195V196H218ZM31 196V197H30ZM41 197V199H40V197ZM72 196V197H71ZM142 196V197H141ZM153 198H152V197ZM37 197V198H36ZM110 197V198H109ZM122 197V198H121ZM127 197V196H126ZM124 198V200H126L127 198ZM158 197H160V198H158ZM195 197L193 196V198H192V200H194L195 199ZM207 197V198H206ZM9 198H11V199H9ZM8 199H9V201L8 202H10V201H12V197H11V195H10V197H9ZM14 198H15V195H14ZM105 198L107 199V200H105ZM120 199V201L122 200L123 202H120L121 204H118L119 203V201L117 200V205H116V202L114 201L115 199ZM143 198V199H142ZM145 198V199H144ZM209 198H210V200H209ZM16 199V198H15ZM14 199V200H15ZM27 199V200H26ZM38 199V200H37ZM72 199H75V200H73L72 201ZM139 199H137L138 201H139ZM142 199V200H141ZM152 199V200H151ZM161 199V200H160ZM163 199V202L165 201ZM33 200V201H32ZM35 200V201H34ZM112 200V201H111ZM128 200V199H127ZM126 200V202H128ZM159 200V201H158ZM27 201V202H26ZM30 201V202H29ZM37 201H41V205H40V202L37 204ZM43 201V202H42ZM70 201H71V203H70ZM78 201H79V203H81V204H77L78 203ZM90 204H87V202ZM106 201V202H105ZM111 201V202H110ZM194 201H197V199H195ZM192 202V207H193V203H195V204H197V202ZM86 202V203H85ZM153 202H154V205H153ZM155 202H156V204H155ZM166 202V201H165ZM207 202V203H206ZM219 202V203H218ZM15 203V202H14ZM34 203V204H33ZM61 203V204H62ZM77 204V205H75V204ZM144 203H146L147 204V206H146V204H144ZM149 203V204H148ZM204 203H206V204H204ZM218 203V204H217ZM221 203V204H220ZM28 204V205H27ZM61 204L59 205L60 206V208H62L61 207ZM82 204H87V205H84L85 206V209L83 208V205ZM104 204H108L106 207H107V209H106V207H102V206H105ZM126 204V205H125ZM130 204V203H129ZM130 204V205H131ZM140 207V204L142 205V209H143V206H146V210L148 211H146L145 210V208H144V210H140V208L137 206V205ZM153 206H152V205ZM159 204H162V205H159ZM197 204V205H198ZM216 204L218 205L217 206V209H215L216 208ZM81 205V206H80ZM122 206L121 208H123V209H121L119 206ZM134 205H136V206H134ZM161 207V209H160V207ZM198 205V206H199ZM205 205V206H204ZM208 205V206H207ZM220 205V206H219ZM59 206H58V208H59ZM63 206V205H62ZM88 206H89V208H88ZM94 207V208H92V207ZM110 206V207H109ZM117 206H118V210H117ZM177 207V210L179 211V209H181L182 210V208H179L178 206H180L181 207V204H179V202H178V204L176 205ZM25 207V208H24ZM31 207V208H30ZM34 207H36V210H34V211H36V213H38L37 215L35 214V212L33 213V209H35ZM38 207V208H37ZM64 207L65 206H63V208H62V210L64 209ZM82 207V208H81ZM99 207H101L100 208V210H99ZM112 207V208H111ZM201 209H203L202 208V206H199ZM209 207V208H208ZM11 208V209H10ZM67 208H68V210H67ZM70 208V209H69ZM90 208H92L91 210L93 211H91V210H89ZM121 210H120V209ZM179 208V209H178ZM15 209V208H14ZM14 209H12V210H14ZM39 209V211H37ZM75 209V210H74ZM87 209H88V212L89 213H87ZM95 209V210H94ZM112 209V210H111ZM113 209L115 210V211H113ZM129 209V210H128ZM138 211V213H139V211H141L140 212V214L138 215V213H136V210ZM151 209V210H150ZM78 210V211H77ZM80 210H82V212L84 211L85 212V210H86V213H82L81 214V211ZM104 210V211H103ZM108 210V211H107ZM123 210V214L125 215V217H128V219H125V217L124 216H122V212H120V213H118L119 211H122ZM131 210H132V212H133V210H135L133 213V215L135 216V215H137V216H135V217H139L140 215L142 216V217H139V218H141L142 220H143V218H145L144 220L146 221V222H144V221H142L143 223H145L144 224V226L142 225L143 223L141 222V220L139 219H136V218H134V216L132 215V212H131ZM160 210V211H159ZM31 211V212H30ZM66 211V212H65ZM73 211V212H72ZM94 211H95V215L94 214H92V213H94ZM97 211V212H98ZM113 211V212H112ZM118 211V212H117ZM142 211H143V213H142ZM145 211H146V213H145ZM209 211V212H208ZM214 211H216V212H214ZM6 212H7V214H6ZM13 212V213H12ZM28 214H27V213ZM91 212V213H90ZM106 212V213H105ZM151 212V213H150ZM156 212V213H155ZM179 212H181V211H179ZM209 214H208V213ZM64 213H67V215L70 217H68L66 214H64ZM70 215H69V214ZM75 213V214H74ZM77 213H79V215L76 217V215H77ZM115 213H116V215H115ZM159 213V214H158ZM215 213V214H214ZM10 214H11V216H10ZM25 214V215H24ZM64 214V215H63ZM87 214V215H86ZM88 214H91V215H93V219H92V217L91 218H88V217H90V216H88ZM103 216H102V215ZM107 214V215H106ZM110 214H112V215H110ZM121 217V218H119V216ZM149 214V215H148ZM151 214V215H150ZM33 215V217L31 218V219H29L30 221L31 220H34V219H36L37 221H31V222H29L28 221V218H30V216H32ZM35 215V216H34ZM73 215H75V216H73ZM84 215V216H83ZM97 215V216H96ZM98 215H99V218H98ZM114 215V216H113ZM128 215V216H127ZM153 215H154V217H153ZM214 215H218L217 217L215 216L214 217ZM10 216V217H9ZM24 216L25 217H27V219H25L24 218ZM29 216V217H28ZM40 216V217H41ZM85 216H87V217H85ZM95 216V217H94ZM102 218H101V217ZM104 216H107L108 218V220H112V218H114L115 216H118V218L119 219H121V220H123V221H127V223L129 224V226L131 227V228H133V226L135 225V224H132L131 225V223H133L134 222V220H135V222L134 223H136V224H138L137 226H138V228H137V226H134V228H133V230L132 229H129V231L131 232V234L133 233V235H131L132 237L130 238V233L128 232V230L125 232H123L120 236L122 237V239H121V237L119 236V238H118V236L117 237H115L116 239H114V238H110V237H108V235H107V230H108V228H109V226H107V224H108V222H110V221H108ZM110 216V217H109ZM113 216V217H112ZM151 216V217H150ZM211 216H213V217H211ZM34 217H36V218H34ZM64 217H65V220H68L67 219V217L70 219L69 220V223H68V221H65L64 222ZM73 217H75V219L78 221H75V219H73ZM96 217H97V219H96ZM149 217V218H148ZM155 217H157V218H155ZM209 217H210V219H209ZM218 217H220L219 219H218ZM224 218H226V216L224 215L223 216ZM34 218V219H33ZM62 218H63V220H62ZM71 218L74 220V223H79V225H77V224H75L74 225V223H73V220H71ZM85 219V218H87V219H85V221L84 220H82V221H80L81 219ZM101 218V220H102V222H104V220L106 219L107 220V223H106V221L103 223V224H101L102 222H98V221H101V220H99ZM110 218V219H109ZM116 218V217H115ZM132 218V219H131ZM154 218L156 219V221L154 220ZM213 218V221L211 220ZM215 218H217L218 220H216ZM38 219H40V221H38ZM42 219H44L43 221V223H45V224H43V223H40V222H42L41 220ZM93 221H91V220ZM95 219V220H94ZM134 219V220H133ZM150 219V220H149ZM7 220V219H6ZM23 220H27V223L25 222V221H23ZM88 220V221H87ZM89 220H90V223H89ZM114 220V219H113ZM113 220H112V222H113ZM131 220V221H130ZM138 220V222L141 224H139L138 222H136ZM153 222H152V221ZM221 220V221H220ZM8 221V220H7ZM15 221H14V224H15ZM22 221H23V223H22ZM94 221H96L97 222V224L94 226V224L96 223V222H94ZM133 221V222H132ZM154 221H155V227H157V228H155L154 227ZM205 221V222H206ZM212 221V222H211ZM218 221H220V222H218ZM29 222V223H28ZM33 222V223H32ZM34 222H38V223H40V225L41 224H43L42 226H40V225H38L37 226V229L39 228V226H40V228L39 229H41L42 227H43V231H44V229L46 230V231H44L45 233H38V236L36 235L37 234V232H40L39 231V229H38V231L36 230V228H35V226L37 225V223L36 224H34ZM47 222V221H46ZM73 224H72V223ZM81 222V223H80ZM34 224L35 226H32V225H29V224ZM86 223V224H85ZM87 223H89V224H87ZM92 223H94L93 225H91ZM99 223H100V225H102V226H100L99 225ZM105 223H106V225H105ZM151 223H153V225L151 224ZM220 223V224H219ZM22 224V225H21ZM24 224V225H23ZM25 224H28V225H25ZM76 226V228H72L71 226ZM81 224V225H80ZM111 224V222L109 223V225ZM207 224V225H206ZM219 226H218V225ZM10 225V224H9ZM21 225V226H20ZM44 225H46V226H44ZM65 225H67V227L65 226ZM99 225V227H102V228H99V227H97ZM209 225V226H208ZM218 226V228H220V229H218L216 226ZM69 226L73 229H71L72 230V233H73V235H74V237H73V235H71V230H70V228H69ZM83 226V225H82ZM91 226H93L94 228H92ZM111 226V225H110ZM143 226V227H142ZM214 227V229H213V227ZM12 227V226H11ZM11 227H8V230H9V233L11 234V231L13 230V228H11ZM51 227V226H50ZM66 227V228H65ZM85 227H82V228H85ZM91 227V228H90ZM135 227H136V229L138 230V232L139 231H142V233H140L141 235H143V236H145V237H143V239H142V241H144V242H140L141 241V239H140V236L138 237V232L136 233V231H135ZM149 227V228H148ZM153 229H152V228ZM181 226H179V228H180ZM10 228V229H9ZM14 228H15V225H14ZM34 228H35V235H33V231H34ZM82 228H80L82 231H83V229ZM96 228H98L97 229V231L98 230H100V231H98V233H97V231L95 232L94 230L96 229ZM104 228H106V229H104ZM144 228V229H143ZM151 228V229H150ZM178 228V229H179ZM182 229H183V227H181ZM181 228L179 229V231L180 232H182L181 231ZM212 228V229H211ZM216 228H217V232H216ZM12 229V230H11ZM33 229V230H32ZM63 229V228H62ZM79 229V230H80ZM94 229V230H93ZM103 229H104V231H103ZM140 229H143L144 230V233H143V230H140ZM150 229V230H149ZM41 230V231H42ZM75 230V231H74ZM92 231V233H91V231ZM154 230H157V231H154ZM213 230V231H212ZM37 231V232H36ZM64 231V232H65ZM102 231H103V233H102ZM148 232V234H146L147 232ZM154 231V232H153ZM15 233V232H17L16 230H14V231H12V233ZM24 232V231H23ZM74 232H76L75 234H74ZM153 233V234H151V233ZM156 232V233H155ZM179 232V236H181L182 237V235L184 234V232H185V234H184V236L185 237H182L181 239H180V237H179V240H181L180 242V246H179V249L182 247V249H184V251L185 252H183V250L182 249H180L179 250V252H178V254H177V257H176V260L178 261V258L180 257V259H179V261H178V264H188V262H189V264H192V262L195 264V261H197V259L195 258V256L194 255H192L191 254V248L190 249H187L186 248V245L188 246V245H190V246H188V248L189 247H191L192 246V244H193V236L192 237H188V235H189V233H187L185 230H184V232H182V233H180ZM220 232V233H219ZM61 233H63L64 234V236L61 234ZM96 233V234H95ZM100 233H101V235H100ZM106 233V234H105ZM210 233V234H209ZM217 233V234H216ZM16 234H18V232L17 233H15L14 235L16 236ZM39 234H41V236L39 235ZM97 234H99L98 236H97ZM104 234V235H103ZM129 234V235H128ZM136 234H138L137 236H136ZM150 234H151V236H150ZM188 234V235H187ZM204 234H205V236H204ZM11 235H13V234H11ZM24 235H25V233H24ZM123 235V236H122ZM146 235H147V237H146ZM16 236V237H17ZM60 236H62L64 239H67V237H68V239L69 240H66V242L67 241H69V242H67L66 243V245H65V241H63L62 239H60ZM99 236H101L100 238H101V240L99 239ZM125 236V237H124ZM135 238H134V237ZM151 238H149V237ZM153 236H155V239H156V241H155V239H153L154 237ZM107 237H108V239H107ZM153 237V238H152ZM186 237L187 238H191V239H186ZM22 238V239H21ZM70 238L72 239L71 241L73 242L74 240H75V238H77L76 240L78 241H76V243H75V241L73 242V243H75V244H77L78 245V249L80 250V253H79V250H78V252H77V249H75L73 246L75 245V244H71L72 242L70 241ZM96 238V239H95ZM99 239V242L101 243V244H99V246H98V243H96V242H98V239ZM127 238V239H126ZM132 238H133V241H132ZM142 238V237H141ZM145 238V239H144ZM148 240H147V239ZM183 238H184V240H183ZM210 238V239H209ZM74 239V240H73ZM105 239H107L106 241H108L107 243H105V242H103V241H105ZM114 239V240H113ZM128 239H130V241L128 240ZM139 240V242L140 243H138V241L137 240ZM17 240H16V242H17ZM44 240H43V242H44ZM112 240V241H111ZM116 240V241H115ZM152 240H154L153 242L155 243H153L152 242ZM158 240V241H157ZM187 240H190V242H189V244H187ZM25 241H27V242H25ZM39 241H40V243H39ZM61 241H63L62 243H61ZM102 241V242H101ZM149 241V242H148ZM182 241H183V243H182ZM192 241V242H191ZM210 241V242H209ZM217 241V242H216ZM29 242V243H30ZM59 242V243H58ZM125 242H127V243H125V245H124V243ZM130 242V243H129ZM134 242H137V243H134ZM158 242V243H157ZM69 243V244H68ZM96 243V244H95ZM109 243H111V244H109ZM119 243H120V245H119ZM129 243V244H128ZM131 243H133L134 245H136L135 247H137V248H135L134 246H133V244L132 245H130ZM143 244V248H142V244ZM151 243V244H150ZM153 243V244H152ZM192 243V244H191ZM211 243V244H210ZM48 244H47V247H48ZM52 244V245H51ZM61 244V245H60ZM62 244H63V246L64 247H66V248H62L61 246H62ZM107 244H109V246H110V248L108 247V249H107V246H106V249L108 250V252H106L107 250H104L105 249V247H104V245H107ZM139 244H140V246H139ZM150 245V246H147V245ZM218 244V245H217ZM51 245V246H50ZM55 245H57V246H55ZM58 245H60L59 247H58ZM69 245V246H68ZM73 245V246H72ZM122 245V247L124 246V248L123 249H126V250H121L120 252L121 253H119V249H118V247L120 248V246ZM138 245V246H137ZM144 245H146V246H144ZM151 245H153V246H155V247H153V249L154 248H156V249H150V248H152L151 247ZM185 245V246H184ZM209 245V246H208ZM215 245V246H214ZM217 245V246H216ZM36 246H37V249L35 250V248H36ZM40 245H39V248L41 247ZM76 246V245H75ZM94 246V247H95ZM115 246V247H114ZM128 246V247H127ZM130 246H133V247H130ZM185 248H184V247ZM206 246H207V248H206ZM210 246H212L211 248H208V247H210ZM21 247V246H20ZM56 247H58V248H56ZM69 247H70V249H69ZM113 247H114V249H113ZM150 247V248H149ZM217 247H218V249H217ZM54 248H56V249H58V250H56V249H54ZM81 248V247H80ZM129 248H131V249H129ZM134 248V250L132 251V249ZM142 248V249H141ZM147 248V249H146ZM30 249V250H31ZM69 251H68V250ZM93 249H96V251H94ZM98 249V250H97ZM100 249H101V251H102V253L103 252H105L104 254L105 255H108L109 254V252H110V254L108 255V256H105V255H103V256H105V257H102L103 259H101V252H100ZM115 249H116V251H117V249H118V253L119 254H126L125 252H127V250L129 251V253L127 252V254H129V255H123V256H120L116 251H115ZM121 249V248H120ZM135 249H137L136 251H138L137 253L139 254V255H137V253H136V251H135ZM146 249V251H143V250H145ZM150 249V250H149ZM186 249V250H185ZM206 249L208 250V251H206ZM38 250V251H37ZM65 250H67L68 252H66ZM109 250H111V251H109ZM141 252H140V251ZM149 250V251H148ZM152 250V251H151ZM190 250V251H189ZM214 252H213V251ZM48 251V252H47ZM54 251V252H55ZM92 251V252H91ZM100 253H99V252ZM113 251H115L114 253H112ZM123 251H124V253H123ZM131 251V252H130ZM134 251H135V253H136V256H134L135 255V253H134ZM189 252V253H187V252ZM206 251V252H205ZM47 252V253H46ZM94 252H96V253H99L98 255H96V253H94ZM151 252V253H150ZM182 252V256H181V253ZM208 252V253H207ZM36 253H39V254H41L42 256H38L39 257V259L38 260H36V261H39V262H36L35 260H34V257H35V254ZM58 253V252H57ZM66 253V254H65ZM91 253H94V254H91ZM116 253V254H115ZM132 253V254H131ZM185 253V254H184ZM211 253V254H210ZM2 254V251L0 250V264H5V263H7V261H5V255H4V253H3V256L1 255ZM39 254H36V255H39ZM58 254V255H59ZM71 254V256H69ZM86 254V253H85ZM84 254V255H85ZM90 254V255H89ZM111 254H113V255H111ZM119 255V257L120 258H118V256H116V255ZM134 254V255H133ZM151 254H152V257H151ZM180 254V256L178 257V255ZM193 258V259H191V257L189 256V255ZM210 254V255H209ZM31 255V256H32ZM48 255V258H46L45 256H47ZM49 255L50 256H52V255H54L53 257H56V258H52V257H49ZM56 255V256H55ZM131 255V256H130ZM143 255V256H142ZM185 255H187V256H185ZM30 256V257H31ZM72 256H74V257H72ZM111 256H114V257H112V259L110 258ZM126 256H128L127 257V259H126ZM138 256H140V257H138ZM194 256V257H193ZM38 257H36V259L38 258ZM66 257V259H64ZM71 258V260H69L70 258ZM98 257V258H97ZM107 257H109L110 259L108 260V258ZM117 257V258H116ZM122 257V258H121ZM136 257V258H135ZM187 257V258H186ZM188 257H190V258H188ZM209 257H206L207 259L209 258ZM4 258V259H3ZM91 258H89V259H91ZM106 260H105V259ZM138 258V259H137ZM195 258V259H194ZM204 258V257H203ZM206 258H204L205 260L203 261V260H201V262H204L203 264H207V260H206ZM46 259H47V261H46ZM49 259H52V263L51 262H49ZM54 259H55V262H53L54 261ZM115 259H118V260H115ZM135 259H137V260H135ZM143 259V260H142ZM155 259V260H154ZM183 259V260H182ZM187 259L189 260V261H187ZM57 260V261H56ZM63 260H61V264H62V261ZM107 261V263H104V261ZM129 260V261H128ZM133 260H135V261H133ZM140 260V261H139ZM153 260V261H152ZM191 260H193V261H191ZM195 260V261H194ZM32 263H31V262ZM33 261H35L34 263H33ZM51 261V260H50ZM67 261H66V263H67ZM101 261H103V262H101ZM177 261H175L176 262V264H177ZM183 262V263H181V262ZM185 261V262H184ZM205 261H206V263H205ZM218 260H216V261H214V262H212L213 264H221V262H217ZM48 262V263H47ZM74 262V261H73ZM93 262V260L91 259L90 260V263L91 264H94V263H92ZM97 262V263H96ZM125 262V263H124ZM136 262V263H135ZM140 262H142V263H140ZM201 262H199V264L201 263ZM217 262V263H216ZM60 262H58V264H59ZM65 263V264H66ZM109 263V264H110ZM211 263V264H212ZM63 264H64V262H63ZM75 264H82V263H79V262H77V263H75ZM121 264V263H120ZM196 264H198V261L196 262Z\"/></svg>",
  "mask_w": 264,
  "mask_h": 264
},
{
  "label": "bare ground",
  "instance_id": "2",
  "mask_svg": "<svg viewBox=\"0 0 264 264\" xmlns=\"http://www.w3.org/2000/svg\"><path fill=\"white\" fill-rule=\"evenodd\" d=\"M41 1V0H40ZM44 1V0H43ZM46 2H44V3H46V4H48L49 6H51L52 5V7H53V5H55V7H56V5L57 4H59L58 6H59V9H58V11H60V10H62L63 12H64V10L62 9L63 7H64V4H63V2L64 1H62V0H45ZM81 1V0H80ZM110 3H112V6H113V4H114V2L115 1H118V0H108ZM133 1V0H132ZM138 1V0H137ZM250 2H248V1H246V6L248 7V9L250 8L249 6H251L250 5V3L252 2L251 0H249ZM65 2H66V0H65ZM64 2V3H65ZM74 2V1H73ZM81 2H83V1H81ZM84 2H85V0H84ZM99 3H98V5L100 4V1H98ZM123 2V1H122ZM129 2V1H128ZM154 2V1H153ZM254 2V1H253ZM259 1H256V3L255 4H257ZM43 3V5H45V9L48 7L49 8V6H47L46 4H44ZM80 3V2H79ZM92 3H96V0H93V2ZM103 3V2H102ZM117 3H119V4H121L120 2H117ZM127 3V2H126ZM131 3V2H130ZM134 3V2H133ZM158 3V2H157ZM262 3V2H261ZM261 3H260V8L258 9V6H257V9L258 10H260L261 12H260V15H261V13H262V16H263V18H262V20H263V27H264V1H263V3H262V5H261ZM66 4V3H65ZM108 4V3H107ZM138 4V9H137V7H136V9H135V12L138 10L139 12L138 13H135L134 14V16H131L132 18L133 17H135V19L133 18V20H136L137 19V22L135 21V24H137L138 25V28L140 29V27L139 26H149L150 25V21L148 22V16L146 17V12H145V14H144V11L142 12L141 11V6H143V5H140L139 3H137ZM149 4V3H148ZM174 4V3H173ZM40 5V4H39ZM73 5V4H72ZM93 5V4H92ZM101 5V4H100ZM103 5V4H102ZM101 5V6H102ZM111 5V4H110ZM117 5V4H116ZM115 5V6H116ZM127 5H129V3H127ZM156 5V4H155ZM159 5V4H158ZM258 5V4H257ZM47 6V7H46ZM68 6V5H67ZM66 6V7H67ZM82 6V5H81ZM84 6V5H83ZM96 6H97V4H96ZM114 6V7H115ZM118 6V5H117ZM121 6H122V4H121ZM120 6V7H121ZM131 6V5H130ZM130 6H128V7H126L125 9H124V6H123V9L126 11V14H125V16L127 15L128 17H129V19H132V18H130V16L129 15H131L132 13H133V11L132 10H130L131 9V7ZM134 6H136V5H133V7ZM157 6V5H156ZM163 6V5H162ZM40 7V6H39ZM88 7V6H87ZM94 7V6H93ZM111 7V6H110ZM129 7H130V9H129ZM132 7V8H133ZM160 7V6H159ZM176 7V6H175ZM246 7V8H247ZM14 8V7H13ZM48 8H47V10H48ZM54 8V7H53ZM53 8L51 9V11L53 10ZM68 8H72L71 6H69ZM113 8V7H112ZM111 8V9H112ZM119 8V7H118ZM122 8V7H121ZM135 8V7H134ZM133 8V9H134ZM43 9H44V7H43ZM50 9V8H49ZM74 9H76V8H74ZM74 9H72V11L74 10ZM94 9H97V8H95L94 7ZM108 11L106 10V11H101V12H99L98 10H94L95 12H99V13H94V14H91V15H87V16H89V17H91V19L93 20H91L90 18V20H88V21H91V22H87L86 24H84L83 22H78L77 24H75V27L76 28H74V26H73V28L75 29V31L77 30V32L76 33H74V31H73V33L74 34H72V30H74L73 28L71 29L70 27H69V22H66V20H68V16H66V19H65V21L64 22H66L67 24H68V26L67 27H69L70 28V31H71V36H70V38L72 37V39H73V35H75V36H80V38L81 39H79V40H81V41H79L80 42V44H82L81 45V47H78L79 48V54L78 55H80V57H78V59H76L75 58V56L77 55V54H75L74 56H73V58L74 59H76V61L73 63V64H71V69H70V65L68 66L67 64H66V66H68L69 68H67L66 67V69H64V68H62L60 65L62 64H60V65H57V64H55V63H53L52 61V59L51 58H49V59H47L48 57H52V56H54V57H56V59H58L59 60V58L60 57H62V56H66L67 54H68V51L67 50H63V48L62 49H59V48H57V47H61V44L58 46L57 45V47H53L52 49L49 47V49L48 50H46V52H45V54L43 53L45 50H41V51H43V52H41V55L40 56H42V53H43V55H44V57H40L39 56V59H40V61L38 62L39 63V67H38V69H37V67H36V70H38L39 71V73H40V79H41V77H44L46 80H48V79H50L51 78V75H50V73L48 72L49 71V69H47L48 67H46L47 66V64L50 62V64H51V67H52V69H55V70H59V71H57V72H61L62 73V75L65 77V78H70L71 80H73L74 82H76L77 83V85L79 84V88L81 87L82 89H84V91H86V92H88V93H86V94H83V96H86L87 94L89 95V94H91L92 96H93V94L95 93V92H100V90H102V89H100V88H104V87H106V86H108V85H110V86H114L113 88H114V90H115V88H118L119 90H123L124 91V88H128V87H125V83H126V81L124 80H122V79H127L128 77V74L127 73H129L128 71L130 70V67L132 68L131 70H133V67H134V71H133V73L135 72V71H140L141 70V68L143 67V66H145L146 67V65H143L142 67H141V62L139 61L140 59H142L141 57L142 56H140V58H139V60H138V58L136 57V55L135 56H131L130 58H128L129 57V55H128V57L126 56V54H128V52L127 53H123L122 52V54H125L124 55V59H126V60H122L121 59V57L123 58V56H122V54H121V57L119 58V56H118V53H120L119 51H120V45L122 44H125V43H122V37H120V38H118V35H117V37L114 35V33H116V32H119L120 31V27L121 26H119V24H117V23H119L121 20H122V17L121 16H119V15H123V13H125V11H123V13H121V12H119L120 11V9H119V11H116L114 8V10L112 11V12H114V11H116L117 12V14L118 13H121V14H118V17H119V20H117L118 19V17L116 16V18H112V16L111 15H113V16H115L113 13H111L110 11H111V9H109V6H108ZM162 9V8H161ZM14 10V9H13ZM47 10H46V12H47ZM87 10V9H86ZM90 10V9H89ZM103 10V9H102ZM110 10V11H109ZM144 10V9H143ZM146 10V9H145ZM54 11V10H53ZM52 11V12H53ZM61 11V12H62ZM76 11V10H75ZM75 11L74 12H71L72 13V16L73 17H71V15L69 14V16H70V19L71 18H73L74 19V17H75ZM172 11H174L173 9H172ZM249 12H250V9L248 10ZM247 11V12H248ZM44 12V11H43ZM45 12V13H46ZM51 12V13H52ZM249 12L248 13H246L245 15L247 16V14H248V16H249ZM60 13V12H59ZM76 13H78L77 11H76ZM259 13V12H258ZM47 14H48V12H47ZM61 14H64V13H61ZM66 14H68V13H66ZM79 14H81L80 12H79ZM150 14V13H149ZM152 14V13H151ZM159 14V13H158ZM4 15V14H3ZM14 15V14H13ZM77 15V14H76ZM250 15H252L251 13H250ZM254 15V14H253ZM62 16V15H61ZM77 16H79V15H77ZM76 16V17H77ZM86 16V17H87ZM125 16H123V17H125ZM247 16V17H248ZM261 16V17H262ZM12 17V16H11ZM151 17V16H150ZM243 17H244V15H243ZM251 17V16H250ZM248 17V21H249V19L250 20H253V17ZM1 18V17H0ZM59 18V17H58ZM83 18V17H82ZM88 18V17H87ZM114 19V20H112V21H114V23L116 24V26L115 25H112V23H111V20L110 19ZM153 18V17H152ZM64 19V18H63ZM69 19V20H70ZM76 19V18H75ZM126 19V21H128L127 20V17L125 18ZM124 19V20H125ZM47 20V19H46ZM71 21V20H70ZM76 21V20H75ZM77 21H78V19H77ZM118 21V22H117ZM123 22V21H121V22H123V24L125 23H127V22ZM153 21V20H152ZM156 21V20H155ZM61 22H63V21H61ZM158 22V21H157ZM76 23V22H75ZM250 23H252V26H251V28H253V22L252 21H250L249 22V24ZM64 26H66L67 24H64V23H62ZM71 24L73 25L74 23H72V21H71ZM125 24H124V26H125ZM152 24V23H151ZM160 24V23H159ZM60 25H61V23H60ZM62 25V26H63ZM120 25H122V23L120 24ZM153 26H155V24L153 23L152 24ZM152 25H150L149 27L150 28H152ZM63 26V27H64ZM123 26V25H122ZM66 27V28H67ZM119 27V28H118ZM143 27V28H144ZM123 28V27H122ZM137 28V29H138ZM143 28H141V29H143ZM145 28H148V27H145ZM144 28V29H145ZM149 28V29H150ZM155 28H157V26L155 27ZM155 28H152V29H154L155 30ZM217 28V27H216ZM250 28V27H249ZM119 29V30H118ZM148 29V30H149ZM247 29V28H246ZM254 29V28H253ZM135 30V29H134ZM163 30H164V28H163ZM215 30V29H214ZM217 30H219V29H217ZM251 30V29H250ZM122 31H123V29H122ZM122 31H120L121 33H123L124 35H126L125 34V29H124V31L122 32ZM159 31V30H155V34H157V32ZM168 31V30H167ZM246 31V30H245ZM119 32V33H120ZM140 32V31H139ZM139 32H138V34H139ZM160 32V31H159ZM218 32V31H217ZM241 32V31H240ZM69 33V32H68ZM78 33V34H77ZM143 33V32H142ZM161 33V32H160ZM163 33V32H162ZM213 33V32H212ZM215 33H216V31H215ZM112 34H113V36H115L116 37V39H112L113 37H111L112 36ZM118 34V33H117ZM150 34V33H149ZM148 34V35H149ZM151 34H153V33H151ZM169 34V33H168ZM171 34V33H170ZM217 34V33H216ZM55 35V34H54ZM69 35H70V33H69ZM123 35V36H124ZM128 35V34H127ZM133 35H135V33L133 34ZM144 35V34H143ZM143 35H141V36H143ZM145 35H147V34H145ZM154 35V34H153ZM2 36V35H1ZM57 36V35H56ZM119 36H121V35H119ZM136 36V35H135ZM152 36V35H151ZM157 36V35H156ZM51 37V36H50ZM114 37V38H115ZM130 37H132V36H130ZM140 37V36H139ZM162 37H164V36H162ZM76 39L78 38V37H75ZM125 38H127V36L125 37ZM141 38V37H140ZM144 38V37H143ZM149 38V37H148ZM159 38H160V36H159ZM51 39V38H50ZM129 41H132L133 42V40H130L129 39V36H128V38H127ZM126 39V40H127ZM133 39H135V38H133ZM137 39H139V38H137ZM151 39L153 40V39H155V37L153 36V38L151 37ZM165 39V38H164ZM242 39V38H241ZM49 40V39H48ZM94 40H98V41H100V42H98V45H94L93 44V41ZM126 40H123V42L124 41H126ZM128 40H127V45H129L128 43ZM140 40V39H139ZM138 40V41H139ZM149 40V39H148ZM151 40V41H152ZM156 40V39H155ZM154 40V41H155ZM158 40V39H157ZM156 40V41H157ZM141 41H143V39H141ZM146 41V40H145ZM164 41V40H163ZM1 42H3V41H1ZM0 42V43H1ZM137 42V41H136ZM63 43V42H62ZM131 43V42H130ZM151 43V42H150ZM162 43V42H161ZM164 43V42H163ZM169 43V42H168ZM5 44V43H4ZM7 44V43H6ZM50 44H52V43H50ZM49 44V45H50ZM55 44V46H56V44L57 43H54ZM54 44H52L53 46H54ZM70 44H72V43H70ZM77 44H79V43H77ZM80 44H79V46H80ZM125 44V45H126ZM134 43H132V45H133ZM143 44V43H142ZM145 44H146V42H145ZM156 44V43H155ZM44 45V44H43ZM48 45V44H47ZM121 45V46H122ZM126 45V46H127ZM158 45V44H157ZM157 45H154V48L157 46ZM164 45H167V44H164ZM172 45V44H171ZM6 46V45H5ZM145 46V45H144ZM153 46V45H152ZM173 46V45H172ZM225 46V45H224ZM244 46V45H243ZM13 47V46H12ZM47 47V46H46ZM52 47V46H51ZM64 47V46H63ZM128 47L129 46H127L126 48L124 47V49H127V51H129L128 50ZM131 47V46H130ZM147 47H148V45H147ZM146 47V48H147ZM158 47H160V46H158ZM169 47V46H168ZM218 47V46H217ZM221 47V46H220ZM242 47V46H241ZM252 47V48H251ZM1 48V47H0ZM48 48V47H47ZM153 48V47H152ZM157 48V47H156ZM248 48V47H247ZM8 49V48H7ZM41 49V48H40ZM73 49V48H72ZM149 49H150V47H149ZM221 49V51H217V53L219 54L220 52H222V50L224 49V48H220ZM21 50V49H20ZM24 50H26V49H24ZM23 50V51H24ZM28 50V49H27ZM26 50V51H27ZM141 50H143V49H141ZM153 50H156V49H153ZM161 50V49H160ZM219 50V49H218ZM245 50V49H244ZM2 51H4V50H2ZM6 51V50H5ZM8 51H10V49H8ZM21 52L20 51V53H19V50L17 51V53L15 52V54H14V56L15 55H18V57L17 58H19L20 60L19 61H21V60H28L29 58H30V60L32 61V60H35V58L38 56L37 55V52H36V57L35 56H32V55H30V53L28 52V53H24V52H26V51H24V52ZM162 51V50H161ZM167 51V50H166ZM166 51H165V53H166ZM171 51V50H170ZM202 51V50H201ZM207 51V50H206ZM213 51V50H212ZM225 51H226V49H225ZM237 51H238V53L240 54V57H239V55L238 54H235V55H238V58H241L242 60H243V64H241V60H239L238 58H237V60L239 61V65L237 64L238 62L237 61H235V62H237V63H235V64H237L238 65V67L240 68L241 67V69H242V65H244L245 64V66H243V69H244V67H245V69H246V72H247V74L250 76L252 73L255 75V79H245V80H240L239 79V81L237 80V81H228L229 82V84H228V82H227V80H221L222 81V83L224 84V81H225V85H222V83H221V81H216V84L217 85H222L223 87H225L224 89L222 88V91L221 92H223V90H227V92H228V94H226L227 96H229V98L231 99V100H233V101H229V99L227 98V96L224 94V93H221L220 92V94H224V97L225 98H227L226 99V102L228 103V101L230 102V103H234V104H232V106H235V108L233 109L231 106H230V104H229V107H231V108H229L228 106H226V110H227V107L230 109V110H233V113H232V111H231V113L233 114H230L229 113V119L231 118V121L233 122L234 121V123H236L237 124V122H238V125H239V123H240V121L238 120V118L240 117L239 116V114H241V116H242V114L243 113H245V114H247L246 116H245V118H248L247 119V121H250L249 122V125H247L245 128H247V129H245L244 128V126L243 127H240V126H238V128L236 127V128H234V130L235 129H242V128H244L245 129V131H244V129H242V130H235L234 132L235 133H238L237 135L240 137V142L241 141H245V142H247L248 143V149H247V144H246V146L244 145L245 143H241L242 144V147H246V148H243V149H247L248 150V152L246 153V152H244L245 154H244V156H242L243 155V153H241V156L243 157H240L239 155V151H237L238 152V154L239 155H237V153H234V152H236V150L235 149H237V148H235V142H234V138L233 137H231L230 139H232L231 141H232V144H233V142H234V147H232V146H230V142L228 143L229 144V146L230 147H232V148H234V150L233 149H231L230 148V151H232V152H230L231 153V155H233V154H235V155H237V160L239 159V158H241L238 162H239V164H237V161H235L234 162V164L233 165H235V167H232L233 168V170H231V171H233V176H232V180L229 178V177H231V176H227L228 178H226V175L224 174V178H221V180H219V181H221V184H222V180H226V179H229V180H226V182H224L223 181V186L221 185V187L223 188V190H224V193H225V195H223V194H221L222 192H220V195H223L222 197H220L219 195V201H221L222 202V205L220 206V207H218L219 209H217V204L219 203H217L216 204V208L215 209H217V210H219L218 211V215L220 214L221 215V217H222V219H223V221L222 222H220L222 219L220 218V217H218V219L220 218L221 220L220 221H218V222H220L219 224H220V228H221V234H219L218 236H220L219 238V248L220 249H218V247H217V249L218 250H220V252H219V254H217L216 255V253H215V255L213 256V253H212V256H204V250H205V244L206 243H204V242H207V240L206 241H204L205 239H206V237H205V239H204V237H203V232H205L203 229H204V227L206 228V226H205V223H208L209 222V225L211 224L210 223V221H206L205 220V218H207V216L205 217V213H206V211H203L204 209H205V207H203V205L201 204V203H203V199L205 198V194L204 193H207L206 192V189H208L209 188V186H208V188L207 187H203L204 185L205 186H207L208 184L207 183H205L204 184V181L207 179V181L206 182H210V180L212 179V178H216V176H214L213 177V175L215 174V173H213V171H212V174L210 173L211 172V170H216L215 172H217V171H219L220 169H221V167L223 168V166H222V162H221V159H222V156H221V154H222V149L221 150H219L220 148V144L218 143L216 146H215V144H216V142H213L214 143V147H212V148H210L209 147V145L211 144H207L206 145V147L209 149V152H207L206 153V151H208V149L206 150L205 148V145H204V143H203V139L204 138H202V139H200L201 137H199V135H198V133H195L196 132V129H198L197 127H199V124H198V126L196 125V129L195 130H193V134H194V136H193V139L191 140V138H192V136H191V138L189 139V140H191V144H190V147H188V148H190L189 150L191 151V155L189 154L190 153V151L189 150H187V151H189V153L188 154H186L185 155V152H187L186 151V149H188L187 148V146H188V144L190 143V141H189V143L188 144H185V142L186 141H188L187 139H185L184 140V138H185V136H182V134L184 133H186V131L185 132H182V129H184V125L182 126L181 125V123H182V121L178 118V117H180L179 115H177L178 114V111H176V112H174L175 111V108H174V110H173V106H172V109H171V107H170V105H169V101H165L164 100V98L166 97V93L165 92H163V93H165L166 95H164V94H162V93H158V94H161V97L163 96H165L164 98H163V100H161V102H160V105L162 106L163 105V102L165 101V103H164V105H163V107L160 109L159 107V105H157L156 106V108L158 107L159 109H157V110H159L160 112H161V110H162V118L160 119L159 118V120H156L157 122H154L155 123V125L159 128H157L159 131H160V133H156V134H161V135H158V138L161 136V137H163V142H166L167 143V145H169V147H167V148H165L166 146V143L164 144V146H163V144H162V148H165L166 150H168L169 148H170V154H171V156H173V158L170 156V154L169 153H167V154H169L168 155V157L170 156V160L171 159H173V162H172V165H171V167L173 166H175V169L172 167V169H173V171L175 170L176 171V175L174 176V178H170L171 179V182L168 180V183L165 181L166 180V177H165V180L163 179V177H164V175H162L161 177H160V175L158 176V174L157 173H160L161 172V174H163V170H165V169H162V171H160L159 172V166H160V170H161V165L163 164V158H162V160L159 158V156L161 157V155H160V151H157V155L155 154V157L157 156L158 158H156V160H158L156 163H154V162H152L153 161V159H152V161L150 160L151 158H152V156H151V158L149 159V157H147L146 156V158H148L147 160H148V163L150 162H152V164L153 165H148L147 163V165H143V163L145 162V160L146 159H144V161H139L140 159H142V158H140L141 157V155H142V153H145L144 151H146L145 149H146V147L145 146H143L144 145V143H146V144H148V143H151L152 142V144L155 142V140L156 139H158L157 137H156V135H155V132H156V130H153L152 128H156V126L154 125V123L153 122H150V121H152V119L153 118H150L149 116H147V118H150V121H146V123H147V125H144V122L145 121H143V117H141L143 114L141 113H138V115L140 114V116H138V118H137V114L135 115L134 114V111L133 110H137V109H135L132 105V107L130 106V104H128L131 108H129V106L127 105V103L125 104L124 102H125V99L127 100V97L129 96V94L128 93H130V96H131V94H132V92H128L127 91V95L124 97L123 96V94H125V93H122V94H119V93H114V94H119L120 96H118V98L120 97V99H119V102H118V100H117V104H119V103H123V104H125V106H124V108L126 107V106H128V108H127V110H125V112L126 111H128V109H133V110H129V112H126L127 114H124L123 115V113H120V112H122L123 110V108H121V107H123L122 105H120V106H116V105H114L113 104V106L115 107L116 106V108L117 109H119V108H121V110L122 111H120L119 113L122 115V117L121 116H119V117H121L120 119H119V123H118V121H117V119H116V123H115V118L113 117V116H115L116 115V111H117V109H116V111H115V114L113 115V113H112V115L113 116H111L109 113H107V115L109 114L111 117H113L114 118V120L112 119V121H111V119L110 118H108L107 116H105V114L103 115L104 117H106L107 119H110L109 120V122H106L105 123V121H107V119L106 118H104V117H101L102 118V120L101 121H98L96 118H98V116H101L103 113H105V111L102 113V111L103 110H101L100 109V113H101V115H96V114H98V113H96L99 109H97V111L96 112H93V114L92 113H85L84 112V110H83V115L81 114V110L82 109H80L79 108V106H83L82 104L83 103H85V101L82 103V98H84L85 99V97H81V94H77V93H75L76 91H74L73 93H75V95L76 96H73V97H69V98H71V99H76L77 98V95H80V99L79 98H77L78 99V101H81V102H78V103H80L79 104V106L78 105H76L75 103H71L72 101H71V99H69L70 100V103H68V104H70V105H76V106H78V109L76 110L77 112H78V110L79 111H81V112H79V115H77V116H79V117H77V119H79V120H85L84 119V117H86V115H87V117L90 115V114H92V116L90 115L89 117V121L87 120H85L84 121V124H83V122H81L83 125L81 126V124H80V121L78 122L79 124H80V126L78 125V123H77V125L79 126V128H78V126H77V130L79 129H81L80 130V133L81 132H87V134L88 135H84L83 133H82V135H84V137L83 138H81V137H79L80 139H82V141L80 140V142H79V139H78V142L79 143H81V142H83L82 143V148H81V146H80V144L77 142L76 143V145L78 144L80 147V149H81V151H80V149L78 148V151H77V146L75 147V148H73V144L71 145V147H72V149H70V150H73V151H75L74 152V155H73V153H71V151H70V153L73 155V156H71V154H69L70 155V157L71 158H73L74 160H71V158H70V162H72V164L74 163V161L75 160H77V161H79L80 159H83V161L85 160V158L87 157V155L86 154H90V150L93 152V150L92 149H94V148H96V146L98 145L99 146V144H98V142H101L100 140H101V136H102V140H107V141H105V144H104V146L105 147H107L109 150H111V151H113L114 152V156L112 157L113 158V160L115 159L114 157H115V154H117V157H118V152H117V150L120 148H118V149H116V151H114V149L115 148H117L118 146H120V145H122L121 147H124V145L122 144V142L120 143L119 142V139H118V141H117V137H120V135L118 136L117 134H118V131H121V132H123L124 130V135L127 133V132H129L130 134H132V135H130V134H127V136L128 135H130V137L131 138H128L127 136L125 137V138H127V139H129L128 141H130V139H131V141L132 140H134V139H132V137L133 138H135V137H137V136H135V134H137L138 136H140V137H138L139 139H138V141L141 139V144H142V146H143V148H140V149H144V147H145V149H144V151H142V150H140L139 151V149H137V151H139V154H136V152H134V150H133V152L135 153V157L137 156V155H139V156H137L138 157V161L141 163V164H139V163H135V164H132L131 162H133L132 160H135V159H130V157L128 156V159H127V161L130 159L131 160V162H126L124 159H123V161H125L126 163H128V165H131L132 164V168H130L129 166H124V169L125 168H127V167H129L130 169H132L131 171H133V172H131L132 173V175L134 176L132 179H133V182H129V184H128V182L126 181V183H127V185L124 183L123 184V186H125L126 185V187H124V188H126L125 190H126V198L128 199H126L128 202H126V200H124V198L120 201V199L118 198V199H115L114 201L116 202V205H117V200L119 201V203L118 204H121L120 202H123V204H121V205H124V203H127V205L124 207L123 206V208H125V210L123 209V208H121L122 206H119L121 209H123L124 211H125V213L124 214H127V213H129V209H131V206H132V208L134 209V207H133V203L134 202H140V203H142V205H143V198L141 199L142 201H140V199L138 198V196L140 195V194H144V195H142V196H146V194H145V189L143 188L144 187V184L146 183V184H148L149 182L151 183L152 182V184H153V182H154V185H158V184H155L156 183V181H157V183H160L159 184V187H160V189L162 190V189H166V190H164L162 193L164 194V193H166L167 194V197L165 196V198L166 199H164V198H162L163 197V194H162V197H161V201L162 202H160V203H163L164 205H162V204H159V205H162L163 206V208H162V210H161V212H159L160 213V215H159V217H158V220H157V227H158V229H159V233L158 234H153V233H151V234H153V235H156L157 237H156V239L158 238V240H159V243L158 244H156V245H158V246H156L157 247V249L156 248H154V249H156V251H154L153 252V255H154V253H156L157 254V263H155V264H176V262L175 261H177L176 260V257H177V254H178V252H179V250L180 249H182V247L179 249V246L181 245L180 243V241L181 240H179V237H180V239L182 238V237H185L184 236V234H185V232H184V230L187 232V233H189V235H188V237L190 236V237H192L193 238V244H192V246L191 247H189L188 248V246H190V245H186V248L187 249H190L191 248V254L192 255H194L195 256V258L197 259V261H198V264H199V262H201V260H205L204 258H206V257H209L208 259L206 258V260L208 261L207 262V264H211L212 262H214V261H216V260H218L219 262H221V264H264V82L261 80L262 79V76H261V74L259 73L260 71H259V69H260V67H261V61H262V58H258V59H256V54L254 53V51H255V48L253 47V44H251V46H250V48L247 50V51H245V52H243V49H237ZM31 52V51H30ZM35 52V51H34ZM33 52V55L35 54ZM126 52V51H125ZM154 53L156 52V51H153ZM152 52V53H153ZM210 52V51H209ZM215 52V51H214ZM223 52H224V50H223ZM223 52L221 53V56H222V54H223ZM234 52V51H233ZM236 52V51H235ZM4 53V52H3ZM6 53H7V51H6ZM9 53V55H10V53L11 52H8ZM130 53H131V51H130ZM154 53H153V55H154ZM158 54H159V52H157ZM157 53H155V55L154 56H156V54ZM169 53V52H168ZM167 53V54H168ZM174 53V52H173ZM202 53V52H201ZM206 53V52H205ZM208 53V52H207ZM225 53V52H224ZM237 53V52H236ZM40 54V53H39ZM158 54H157V57H158ZM167 54H159L160 56H162V59L164 58V61L166 60L167 61ZM170 54L171 53H169V57H171V58H173V55H176V54H172L171 56H170ZM215 54H216V52H215ZM0 55H2V54H0ZM4 55V57H5V53L3 54ZM9 55H6V57L8 58L9 57ZM77 55V56H78ZM132 55V54H131ZM140 55H142V54H140ZM189 55V54H188ZM193 55V54H192ZM214 55V54H213ZM212 55V56H213ZM217 55V54H216ZM228 55H229V52H228ZM234 55V56H235ZM11 56H12V58H14L13 57V53L11 54ZM11 56L9 57V58H11ZM69 56H71V55H69ZM146 56V55H145ZM150 56H152V55H150ZM159 56V57H160ZM200 56V55H199ZM211 56V55H210ZM224 56V55H223ZM259 56V54H257V57ZM15 57V58H16ZM58 57V58H57ZM129 59V61H128V59ZM134 57H136L137 58V60H136V58H134ZM144 57V56H143ZM159 57H158V59H159ZM178 57V56H177ZM196 57H198L197 55H196ZM207 57V56H206ZM213 57H215V56H213ZM213 57H211V58H213ZM230 57V56H229ZM3 58V57H2ZM7 58H4V59H7ZM17 58H16V60H17ZM38 58V57H37ZM72 58V57H71ZM72 58V59H73ZM133 58H134V60H133ZM155 58V57H154ZM191 58V57H190ZM216 58V60L218 61V58H221V59H223L224 60V58H222V57H220V54H219V56L217 55V57H215ZM231 58V57H230ZM235 58V57H234ZM42 59H44L43 61H42ZM56 59H55V62H57L58 63V61H56ZM61 59V58H60ZM68 59H70L69 57H68ZM221 59H219V60H221ZM14 60V59H13ZM13 60H11V61H13ZM52 60V61H51ZM144 60V59H143ZM152 60V59H151ZM151 60H150V62H151ZM160 60V59H159ZM171 61H172V59H170ZM169 60V61H170ZM209 59H207V61H208ZM0 61H1V59H0ZM4 61H6L7 62V60H4ZM31 61H29V62H31ZM73 61V60H72ZM126 61H128V63H126ZM153 61V60H152ZM157 62H158V60H156ZM156 61H154V62H152L151 64H150V66L151 65H154L155 64V62ZM170 61V62H171ZM174 61V60H173ZM210 61V60H209ZM213 61V60H212ZM222 61V60H221ZM233 60L231 59V61L230 62H232ZM1 62H3V61H1ZM0 62V63H1ZM22 62H24V61H22ZM22 62H21V64H22ZM26 62H28V61H25L24 63H26ZM33 62V61H32ZM37 62V61H36ZM48 62V63H47ZM61 62V61H60ZM143 62V61H142ZM145 62L146 61H144V64H145ZM156 62V63H157ZM191 62V61H190ZM194 62V61H193ZM206 62V61H205ZM224 62V61H223ZM234 62V61H233ZM18 63V62H17ZM23 63V64H24ZM154 63V64H153ZM200 63V62H199ZM219 63V62H218ZM3 64H6V63H4L3 62ZM33 64H34V62H33ZM158 64V63H157ZM161 62L159 63V65H154V68L156 67V69H161L162 67H161ZM172 64V63H171ZM234 64V63H233ZM264 64V63H263ZM18 65V64H17ZM36 65V64H35ZM130 65H132V66H130ZM195 65V64H194ZM200 65H201V63H200ZM212 65H213V63H212ZM8 66V65H7ZM10 66V65H9ZM21 66V65H20ZM19 66V67H20ZM48 66H50V65H48ZM63 66H64V64H63ZM214 66V65H213ZM35 67V66H34ZM152 67V66H151ZM158 67V68H157ZM165 67H169L168 66V64H167V66H165ZM172 67V66H171ZM197 67V66H196ZM201 67V66H200ZM234 67V66H233ZM236 67V66H235ZM234 67V68H235ZM0 68H1V65H0ZM3 68V67H2ZM148 68H150L149 66H148ZM147 68V69H148ZM170 68V67H169ZM169 68H167V69H165V71L166 70H168ZM213 68V67H212ZM237 68V67H236ZM9 69V68H8ZM129 69V70H128ZM146 68H144V69H142V72H141V74L143 73V70H145ZM146 69V70H147ZM151 69H153V68H151ZM156 69H153V70H156ZM238 69V68H237ZM242 69V70H243ZM262 69H264V67L262 68ZM36 70H34V71H36ZM51 70V69H50ZM54 70V71H55ZM152 71V70H151ZM150 71V72H151ZM160 70H157V71H155L157 74H160V72H159ZM171 71V70H170ZM169 70L167 71V73L168 72H170ZM242 72L241 70H238L237 72ZM3 72V71H2ZM52 72V71H51ZM57 72H55L56 73V76H57ZM136 72V73H137ZM145 72V71H144ZM154 71H153V73H155ZM132 73V72H131ZM131 73H129V74H131ZM171 73H172V71H171ZM3 74V73H2ZM38 74V73H37ZM140 74V73H139ZM138 74V75H139ZM140 74V75H141ZM144 74V73H143ZM151 74V73H150ZM157 74L156 75H154V77L156 76V78H157ZM166 74V73H165ZM164 74V75H165ZM169 74V73H168ZM167 74V76H165V77H168L169 75ZM173 74V73H172ZM264 74V71L262 72V75ZM53 75H54V73H53ZM127 75V76H126ZM135 75H137V74H135ZM134 74H132L131 76H129V81H130V77H133V76H135ZM137 75V76H138ZM139 75V76H140ZM147 75H148V72H147ZM152 76H153V74H151ZM163 75V76H164ZM7 76V75H6ZM6 76H4V77H6ZM136 76V77H137ZM159 76V75H158ZM161 76V75H160ZM173 76V75H172ZM171 76V74H170V77H172ZM8 77V76H7ZM38 77V78H39ZM57 77H61V76H57ZM147 77V76H146ZM150 77V76H149ZM263 77H264V75H263ZM135 78V77H134ZM140 78V77H139ZM61 79H63V77L61 78ZM69 79V80H70ZM92 79L94 80V79H97V81H98V79H101V83H99V84H101V87H97V86H95V83H93V82H95V81H92ZM138 79V78H137ZM170 80H172V78H169ZM204 79V78H203ZM219 79V78H218ZM64 80V79H63ZM128 80V79H127ZM136 80V79H135ZM134 80V81H135ZM151 80V79H150ZM154 80V79H153ZM156 80V79H155ZM159 80H161V79H158L157 78V80H156V82H158ZM212 79H205L204 80V83L202 82V79H201V84L203 85H206V86H211L212 87V85H213V87H214V89H215V87L217 88V85L216 84H214L212 81H211ZM216 80V79H215ZM220 80V79H219ZM232 80V79H231ZM233 80H235V79H233ZM50 81H51V79L49 80V84H50ZM96 81V82H97ZM133 81V78H132V82H134ZM145 81V80H144ZM152 81V80H151ZM7 82V81H6ZM41 82V81H40ZM100 82V81H99ZM125 82V83H124ZM138 82H139V80H138ZM160 82V81H159ZM158 82V83H159ZM166 82V81H165ZM169 81H167V83H168ZM199 82H200V80H199ZM218 82V83H217ZM75 83V84H76ZM147 83V82H146ZM145 83V84H146ZM162 83V82H161ZM192 83V82H191ZM198 83V82H197ZM221 83V84H220ZM48 84V86H52V85H49ZM69 84V83H68ZM67 84V85H68ZM75 84H73V86L75 85ZM130 84V83H129ZM129 84L127 85V86H129ZM133 84H135V83H133ZM137 84V83H136ZM157 84V83H156ZM164 84V83H163ZM174 84V83H173ZM208 84H210V85H208ZM228 84V85H227ZM46 85V84H45ZM96 85H98V82H97V84ZM167 85V84H166ZM193 85V84H192ZM195 86H197V87H200L201 88V86H198L199 84H197L196 85V81H195V84H194ZM226 85H227V87L228 88H226ZM48 86H46V88L48 87ZM72 86V85H71ZM110 86H109V88H107V89H105L104 91H106V93L104 94V92L102 91V93H101V96H102V94H104L105 96H107L106 94L107 93H109V92H107V91H109L108 89H111L112 91H113V88H110ZM131 86V85H130ZM132 86H134V85H132ZM140 86V85H139ZM170 86V85H169ZM59 87V86H58ZM63 87V86H62ZM75 87V86H74ZM124 87V88H123ZM137 86L135 85L134 86V88H133V90L136 88ZM156 87V86H155ZM159 87V86H158ZM161 87V92H162V85L160 86ZM164 87V86H163ZM173 87V86H172ZM203 87V86H202ZM211 87H208L209 88V90H210V88ZM221 87V86H220ZM1 88V87H0ZM3 88V87H2ZM48 88H50V87H48ZM69 88V87H68ZM78 87H76V88H74V89H77ZM80 88V89H81ZM132 88V87H131ZM139 88V87H138ZM168 88H170V91L171 92H173L171 89H173V88H171V87H168ZM167 88V89H168ZM191 88V87H190ZM196 87H194V89H195ZM204 88H206V87H204ZM208 88H206V89H208ZM11 89H12V87H11ZM58 89V88H57ZM61 89H65V88H61ZM61 89L59 90V91H61ZM79 89V90H80ZM81 89V91H83ZM85 89H88V91L87 90H85ZM125 89V90H126ZM137 89V88H136ZM135 89V90H136ZM164 89V88H163ZM198 89V88H197ZM201 89H203V88H201ZM201 89H199V90H201ZM211 89H213V88H211ZM66 90V89H65ZM64 90V91H65ZM78 89H77V91H79ZM166 90V89H165ZM192 90V89H191ZM51 91V90H50ZM71 91H72V89H71ZM129 91H131L130 89H129ZM167 91V90H166ZM170 91H168V93L170 92ZM177 91V90H176ZM196 91V90H195ZM4 92V91H3ZM11 92V91H10ZM66 92H68V94L66 93ZM64 94H65V97L66 96H69L70 94H73V93H69V91H66ZM136 93H137V91H135ZM191 92H193V90L191 91ZM198 91H196V93H197ZM201 92H203V94H205L204 93V91H202L201 90ZM225 92V91H224ZM78 93H80V91L78 92ZM134 93V92H133ZM136 93H134V94H136ZM141 93V92H140ZM139 93V94H140ZM226 93V92H225ZM11 94V93H10ZM60 93H58V95H59ZM98 94V93H97ZM133 94V95H134ZM157 94V95H158ZM190 94V93H189ZM194 94V93H193ZM199 95H201L200 93H198ZM57 95V94H56ZM88 95H87V98H88ZM90 95V96H91ZM138 94H136L135 95V98H136V96H137ZM156 95V96H157ZM171 95H172V93H171ZM177 95V94H176ZM192 94H190V96H191ZM198 95V96H199ZM221 95V97H223ZM5 96V95H4ZM4 96L2 97V98H4ZM62 96V95H61ZM92 96L90 97V99L92 100V99H94V97L92 98ZM100 95H99V97H101ZM105 96H103L102 97V99L103 98H105ZM109 96V95H108ZM139 96V95H138ZM137 96V97H138ZM145 96V95H144ZM147 96V95H146ZM160 96V95H159ZM170 96V95H169ZM38 97V96H37ZM59 97V96H58ZM117 97V96H116ZM115 97V98H116ZM134 97V96H133ZM140 97V96H139ZM151 97V96H150ZM193 97V96H192ZM195 97V96H194ZM200 97V96H199ZM224 97L222 98V99H224ZM8 98V97H7ZM60 98V97H59ZM96 98H98V96H96ZM96 98H95V100H96ZM131 98V97H130ZM130 98H128V99H130ZM135 98H133V99H131L132 100V102L135 100ZM153 98H155V97H153ZM160 98V97H159ZM167 98V97H166ZM169 98H171V97H169ZM4 99H6V98H4ZM65 99H67V98H65ZM89 99V98H88ZM87 99V100H88ZM89 99V101L91 102V100ZM117 99V98H116ZM138 99V98H137ZM136 99V100H137ZM143 99V98H142ZM162 99V98H161ZM173 99V98H172ZM200 99V98H199ZM7 100V99H6ZM60 100H61V98H60ZM93 101V103L91 102V104H90V106H89V109L91 108L92 109V107H93V105H94V103L95 102H97V101H99L100 100V98H98V100L97 101ZM107 100V99H106ZM109 100V99H108ZM131 100L129 101V100H127V101H129V103H131ZM136 100L134 101V103L133 104H136ZM158 100V99H157ZM170 100V99H169ZM190 100V99H189ZM201 100V99H200ZM225 100V99H224ZM228 100V101H227ZM10 101H11V99H10ZM65 100L63 99V101L61 100V102H64ZM76 101V100H75ZM102 101V100H101ZM100 101V102H101ZM114 99L112 100V103H114ZM159 101H160V99H159ZM163 101V102H162ZM171 101V100H170ZM176 101V100H175ZM5 102V101H4ZM66 102V101H65ZM69 102V101H68ZM88 102V101H87ZM104 102H106L105 101V99H104ZM108 102H110V103H108ZM107 103H108V106H107V109H108V107L110 108V106H109V104H112L111 103V101H108ZM172 102V101H171ZM59 103V102H58ZM82 103V104H81ZM158 103V102H157ZM162 103V104H161ZM176 103V102H175ZM192 103V102H191ZM191 103H189V104H191ZM65 104V103H64ZM86 104V103H85ZM88 104H89V102H88ZM96 104V103H95ZM159 104V103H158ZM22 105V104H21ZM60 105V104H59ZM87 105V104H86ZM85 105V106H86ZM98 105V104H97ZM107 105V104H106ZM141 105V104H140ZM177 105V104H176ZM4 106H6V103H5V105ZM3 106V107H4ZM13 106H15V105H13ZM26 106V105H25ZM84 106V107H85ZM95 106V105H94ZM105 106V105H104ZM137 106V105H136ZM190 106V105H189ZM192 106V105H191ZM7 107V106H6ZM12 107V106H11ZM24 107V106H23ZM62 107V106H61ZM66 107V106H65ZM72 107V106H71ZM106 107V106H105ZM111 107H112V105H111ZM119 107V108H118ZM193 107V106H192ZM2 108V107H1ZM14 108V107H13ZM12 108V109H13ZM26 108V107H25ZM63 108V107H62ZM67 108H70V107H67ZM77 108V107H76ZM75 108V109H76ZM93 108H96V107H93ZM102 108V107H101ZM104 108V107H103ZM113 108V107H112ZM141 109H142V107H140ZM155 108V107H154ZM155 108V109H156ZM7 109V108H6ZM9 109V108H8ZM27 109V108H26ZM25 109V110H26ZM61 109V108H60ZM74 109V110H75ZM88 109V108H87ZM105 109V108H104ZM107 109H105V110H107ZM114 109V108H113ZM139 109V108H138ZM145 109V108H144ZM154 109V110H155ZM181 109V108H180ZM189 109H190V107H189ZM5 110V109H4ZM93 110V109H92ZM96 109H94V111H95ZM120 110V109H119ZM179 110V109H178ZM210 110V109H209ZM11 111V110H10ZM15 111V110H14ZM86 111V110H85ZM88 111V110H87ZM91 110H89L88 112H90ZM108 111H109V109H108ZM108 111H106V112H108ZM110 111H111V108H110ZM113 111V110H112ZM138 111H140L141 112V110L139 109V110H137V112ZM185 111H186V109H185ZM215 111V110H214ZM213 110H212V112H214ZM6 112V111H5ZM64 112H65V110H64ZM71 112H74L73 110L71 111ZM76 112V113H77ZM92 112V111H91ZM99 112V111H98ZM118 112V111H117ZM136 112V113H137ZM142 112H143V110H142ZM154 112H156V110L154 111ZM160 112H159V115H161L160 114ZM182 112V111H181ZM211 112V111H210ZM243 112V113H242ZM4 113V112H3ZM2 113V114H3ZM7 113V112H6ZM15 113H16V111H15ZM22 113V112H21ZM86 115H85V114ZM99 113V114H100ZM119 113H117V114H119ZM177 113V114H176ZM225 113H226V111H225ZM119 114V115H120ZM180 114V113H179ZM183 114V113H182ZM182 114H181V116H182ZM186 114V113H185ZM212 114V113H211ZM211 114L209 115V117L211 116ZM228 114V113H227ZM226 114V115H227ZM17 115V114H16ZM15 115V116H16ZM70 115V114H69ZM69 115H64L65 117H63L64 119L65 118H67V116H69ZM85 115V116H84ZM213 115V114H212ZM230 115H232V116H230ZM38 116V115H37ZM40 116V115H39ZM75 116V114H73L71 117H72V120L74 119L75 121H77L75 118L76 117H74ZM116 116H118V115H116ZM115 116V117H116ZM145 116V115H144ZM217 116V115H216ZM225 116V115H224ZM228 116V115H227ZM17 117H18V115H17ZM71 117L69 116L68 117V120L70 121L71 120ZM74 117V118H73ZM118 117V118H119ZM153 117V116H152ZM156 118H157V116H155ZM159 117V116H158ZM161 117V116H160ZM186 117V116H185ZM209 117H208V119H209ZM223 117V116H222ZM221 117V118H222ZM7 118V117H6ZM12 118V117H11ZM16 118V117H15ZM55 118H56V116H55ZM92 118V119H91ZM147 118L146 119H144V120H147ZM212 118H214L213 116L212 117H210V121H213V123L212 124H214V119H212ZM241 118H243V116L241 117ZM18 119V118H17ZM40 119V118H39ZM96 119V120H95ZM103 119H106V120H104V122H102L103 121ZM158 119V118H157ZM189 119V118H188ZM192 119V118H191ZM190 119V120H191ZM217 119V118H216ZM215 119V120H216ZM224 120H227V118H223ZM240 119V118H239ZM38 120V119H37ZM60 120V119H59ZM65 120H67V119H65ZM149 120V119H148ZM180 120V121H179ZM186 120H187V118H186ZM189 120V121H190ZM200 120H201V118H200ZM202 120H203V118H202ZM208 120V121H209ZM10 121V120H9ZM19 121V120H18ZM17 121V122H18ZM34 121V120H33ZM55 121H57V120H55ZM64 121V120H63ZM112 122V124L111 125H109L111 122ZM113 121H114V125H113ZM155 121V120H154ZM208 121L206 122V123H208ZM217 121L219 122V120L217 119ZM216 121V122H217ZM231 121L229 122V123H231ZM31 122V121H30ZM54 122V121H53ZM59 122V121H58ZM60 122H62V121H60ZM153 123V125L151 124V126H150V123ZM181 122V123H180ZM215 122V123H216ZM221 122V121H220ZM242 123H244L245 125H246V120L243 122V121H241ZM37 123V122H36ZM64 123L66 124V122L64 121ZM107 123H109V124H107ZM205 123V124H206ZM210 123V124H211ZM223 123V122H222ZM229 123L227 124V125H229ZM18 124V123H17ZM116 124V125H115ZM183 124V123H182ZM196 124V123H195ZM202 124V123H201ZM204 124V123H203ZM204 124V125H205ZM210 124H206L207 126L206 127H204V125L202 126H200L199 128L200 129H203L204 130V135H205V138H207V139H205L206 141L208 140V137L210 138L209 140L211 141H213L214 140V137L215 136H217L216 135V133H218V131H217V129H214V128H216L215 127V124H214V126H212V124L210 125ZM225 123H223V125H224ZM231 124H233V123H231ZM236 124H233L234 126H236ZM243 124V125H244ZM15 125V124H14ZM53 125V124H52ZM212 127V129H209V128H211L210 126ZM232 125V126H233ZM241 125V124H240ZM15 126H17V125H15ZM14 126V127H15ZM61 126H63V123L61 124ZM145 126H148L149 127V129H151V130H148L147 131V129H146V127ZM217 126V125H216ZM218 126H219V123H218ZM217 126V127H218ZM220 126H222L221 125V123H220ZM220 126H219V129L218 130H220ZM229 126H231V125H229ZM231 126V127H232ZM24 129H23V128ZM22 129L23 130H25L27 133L28 132H30L31 131V129H32V126H31V124H29V123H26V121H25V123L24 122H22ZM54 127H56V125L54 126ZM64 127H65V125H64ZM64 127H61V128H59L60 130H61V132H62V129L64 128ZM81 127V128H80ZM183 127V128H182ZM185 127H186V125H185ZM203 127V128H202ZM207 127H209V128H207ZM222 127H225L226 129L228 128V126H222ZM221 127V130L223 129ZM230 127V128H231ZM6 128V127H5ZM8 128V127H7ZM20 128V129H21ZM35 127H34V125H33V129H34ZM52 128H53V126H52ZM206 128V129H205ZM21 129V130H22ZM32 129V133H33V130ZM38 129V128H37ZM40 129V128H39ZM55 131H56V128H53ZM200 129H199V131H200ZM9 130V129H8ZM18 130V129H17ZM36 130V129H35ZM76 130V131H77ZM153 130V131H152ZM157 130V131H158ZM188 130H190V131H192V128L191 129H188ZM217 132H216V131ZM231 131H232V136H233V130L232 129H230ZM1 131V130H0ZM3 131V130H2ZM20 131V130H19ZM18 131V133H19V135L21 136L22 134L20 133ZM24 131V132H25ZM39 131V130H38ZM43 131H44V129H43ZM63 131H64V129H63ZM75 131V132H76ZM153 132V134L152 133H150V132ZM155 131V132H154ZM215 131V132H214ZM223 131V130H222ZM238 131V132H237ZM240 131V132H239ZM242 131V132H241ZM244 131V132H243ZM250 131H252V133L250 132ZM36 132V131H35ZM40 132V131H39ZM50 132V131H49ZM77 132H79V131H77ZM121 132H119V134H121ZM188 132V131H187ZM202 132V131H201ZM220 132V131H219ZM229 132V131H228ZM246 132H248L249 134L251 133L252 134V136L250 135V139H249V135H244V137H247L249 140H247L246 138V140H244V137L242 136L243 134L242 133H246ZM7 133V132H6ZM12 133H14V132H12ZM31 133V132H30ZM29 133V134H30ZM43 133V132H42ZM60 133V132H59ZM104 133H107V134H111V135H113L114 137H111V135L109 134V136L108 137H111L110 139H108V138H104L103 139V136H104ZM189 133V132H188ZM214 133H215V136H214ZM223 133H224V131H223ZM234 133V134H235ZM15 134H17V133H15ZM38 136L36 137L35 135H33V134H30V135H32L33 137L35 136L36 137V139H37V142H39L40 143V141L41 140H46V136H44V134H43V136L45 137L44 139H43V137H41L42 139L40 140L39 139V137H40V135H41V133H40V135L38 134V133H36ZM46 134V133H45ZM64 134V133H63ZM76 134V133H75ZM74 134V135H75ZM123 134V133H122ZM134 134V135H133ZM183 134V135H184ZM193 134H190V135H193ZM199 134H200V132H199ZM213 134V135H212ZM220 134V133H219ZM6 135V134H5ZM29 135V136H30ZM49 136H50V133L48 134ZM77 135H80L81 136V134H77ZM106 135V134H105ZM163 135V136H162ZM189 135V136H190ZM210 135V136H209ZM236 134L234 135V137L236 138V137H238ZM1 136V135H0ZM17 136H18V134H17ZM27 136V135H26ZM25 136V137H26ZM31 136V137H32ZM90 136V137H89ZM202 136V135H201ZM212 136V137H211ZM214 136V137H213ZM21 137H23V136H21ZM34 137V138H35ZM105 137V136H104ZM143 137V138H142ZM160 137V138H161ZM184 137V138H183ZM187 137V136H186ZM204 137V136H203ZM228 137H229V135H228ZM238 137V138H239ZM243 137V138H242ZM4 138V137H3ZM6 138H8V137H6ZM16 138V137H15ZM28 138L29 137H27V140H28ZM51 138V137H50ZM49 138V140L51 141V139ZM76 138H77V136H76ZM122 138H123V135H122ZM160 138L158 139V141H162V140H160ZM199 138V139H198ZM212 138V139H211ZM18 140H19V138H17ZM23 139V138H22ZM33 139V138H32ZM39 139V140H38ZM124 139V138H123ZM123 139H120V140H123ZM126 139V140H127ZM136 139V138H135ZM142 139L143 140H145L144 142L142 141ZM216 139V138H215ZM227 139V138H226ZM5 140V139H4ZM17 140V141H18ZM24 140H25V138H24ZM27 140H25V142L27 141ZM34 140V139H33ZM44 140V141H45ZM48 139L46 140V141H48V142H50ZM124 141L123 143H127V141ZM152 140V141H151ZM154 140V141H153ZM207 141V142H210V141ZM217 140V139H216ZM236 140V142H237V139H235ZM238 140V141H239ZM12 141V140H11ZM14 141V140H13ZM16 141V142H17ZM23 141V140H22ZM36 141V140H35ZM77 141V140H76ZM134 141H136V140H134ZM157 141V140H156ZM215 141V140H214ZM226 141V140H225ZM25 142H22V144L24 143V145L25 144H27V143H25ZM37 142H34L33 144H32V142H31V144L32 145H30V143L28 142V144L30 145V146H32L33 148H36L37 146H35L36 144H37ZM43 142V141H42ZM47 142V143H48ZM92 142V143H91ZM228 142V141H227ZM2 143V142H1ZM10 143H12V142H10ZM18 143H19V141H18ZM44 143V142H43ZM46 143V142H45ZM156 143V142H155ZM160 143V142H159ZM159 143H156L154 146L155 147H159V145H161V144H159ZM162 143V142H161ZM187 143V142H186ZM222 143V142H221ZM49 144V143H48ZM120 144V145H119ZM132 144H134V143H132ZM137 144V143H136ZM145 144V145H146ZM237 144V143H236ZM13 145V144H12ZM19 145L21 146V144L19 143ZM18 145V147L17 148H19L20 146ZM41 145H42V148H43V144L42 143H40L39 145H38V147L40 146L41 147ZM45 145L46 144H44V147H45ZM127 145H129V142L127 143ZM126 145V146H127ZM153 145L150 147V148H152L153 149ZM218 145H219V147H218ZM26 146V145H25ZM25 146H23L22 145V147H21V149H20V152H19V150L18 151H16L17 153H13V154H15L14 156H20L19 157V159H18V157L16 158V157H13L14 159H18L19 161H17V162H20V165H23V167L25 166V167H27V169H28V167H29V171H31V172H33V173H35V178H36V183H38V181H39V183H40V188L38 187V185H39V183L37 184V187L39 188V189H37V192H43V193H41V195L42 194H44V198H42V199H46V204L44 203V205H42L41 206V211H39V209L37 210V211H39L38 213L39 214H42V216L40 217V216H38L39 214L38 213H36V211H34V210H36V207H34L35 209H33V213L35 212V214L38 216V218H44V219H42L41 221L42 222H40V223H43L44 221H45V223H49L48 225H50L49 227L47 226L46 228H49L48 230H50V228H51V230L50 231H46L45 229H44V231H46V233H48V235H49V232H51V235H53L52 233H55V241H56V238L57 237H59L58 235H57V233L60 235V231L62 232V230H63V233L64 234H67L69 231L67 230L68 228H66L67 227V225H65L66 227V229H64V227H62L63 226V221H61V216H62V214H61V216H59L60 215V213L58 214V209L60 210L61 209V213H63L62 211H64L65 210V208H66V206L69 204L68 202L69 201H67L66 200V198L67 197H65L64 198V196L65 195H67V191L69 190V188H71V187H73V186H68L69 188H67L66 186L68 185V183H69V185L71 184V183H73V185L75 186L76 184H74V182L76 181V179L75 180H73V178H72V180L73 181H69L68 183H67V185L66 186H64V187H66V189L64 188V190H61V185L60 184H58V182H57V184L55 183L53 186H54V188L55 189H52V187L50 186V184L52 185L53 183H51L52 181L53 182H55V180L56 179H59V177H61V176H59L58 178H56V176H55V174H58V175H60V170L59 171H57V169L55 170V168H52V167H50V169H52V172L54 173L55 171H57L55 174H51V175H49V174H47L48 175V177L50 176V178L51 179H53L52 178V175H53V177L54 178H56L55 180L53 179V180H51V182H50V184L48 183V182H45V181H47L46 179H44V177H47L46 175H45V173H46V171H44L45 169H49V167H46L47 166V164L46 165H44L43 167L44 168H40V164L42 163V164H44V162H40V164H38L39 162H37V158H39L40 159V157H36L37 155H33V156H35L34 158H35V160H36V162H37V164L35 163V161H32V159H34V158H30L29 156V160L27 159V153L28 154H30L31 155V153L33 152V151H36L37 153H38V150L36 149H33L32 147V149H33V151L31 152L30 151V146L28 147V145H27V147H28V149L29 150H27V151H25L24 149H26V147ZM35 146V147H34ZM67 146H69V145H67ZM75 146V145H74ZM125 146V147H126ZM138 146V145H137ZM150 146V145H149ZM148 146V147H149ZM210 146H212V144L210 145ZM228 146V145H227ZM16 147V146H15ZM25 147V148H24ZM37 147V148H38ZM65 148H66V146H64ZM63 147V149H65ZM70 146L69 147H67L68 149L69 148H71ZM104 148L103 147V144L100 146V148ZM124 147V148H125ZM139 147V146H138ZM147 147V148H148ZM155 147H154V149H155ZM161 147V146H160ZM216 147H218V148H216ZM41 148V149H42ZM66 148V149H67ZM101 148V150H103L102 151V155H104V153H105V157H106V152H104L105 150L104 149H102ZM129 148V147H128ZM131 148V147H130ZM136 148V147H135ZM134 148V149H135ZM150 148L148 149V151L150 150ZM162 148H160L159 150H162ZM40 149V151L42 152V150ZM65 149V150H66ZM67 149V150H68ZM75 149V150H74ZM99 149V148H98ZM120 149H122V148H120ZM126 149V148H125ZM152 149H151V151H152ZM6 150V149H5ZM43 150H45V149H43ZM97 150V149H96ZM101 150L99 151V153H98V150H97V154L96 155H98V154H101L100 152H101ZM108 150V151H109ZM156 150V149H155ZM29 151V152H28ZM64 151V150H63ZM69 151H67V152H69ZM89 151V152H88ZM95 151V150H94ZM107 151V150H106ZM107 151V152H108ZM136 151V150H135ZM218 151H219V153H218ZM220 151H221V153H220ZM7 152V151H6ZM25 152H27V153H25ZM31 152V153H30ZM45 152H47V151H43L42 153H38V154H41V156L42 155H44V153ZM66 152V151H65ZM77 152V154H75ZM78 152H80L81 154H79L78 155ZM91 152V155L93 154L94 156H95V158H96V155H95V153H96V151H95V153L93 152L92 153ZM132 152V153H133ZM158 152H159V154H158ZM168 152V151H167ZM229 152V151H228ZM241 152H243V151H241ZM18 153H20L19 155H17ZM36 153V154H37ZM112 153V152H111ZM111 153L110 154H108L107 153V155H108V158H109V155H111ZM151 154L153 153L154 154V152H150ZM150 153H148V155L150 154ZM161 153H163L162 151H161ZM25 154V155H24ZM33 154V153H32ZM46 154V153H45ZM64 154V153H63ZM88 154V155H89ZM166 154V155H167ZM1 155V154H0ZM9 155V154H8ZM69 155H66V156H69ZM85 155H86V157H85ZM91 155H89V156H91ZM102 155H100V156H98L99 158H96V160H99L100 159V157H101V160H99V161H96V163L97 162H100L101 163V161H103L104 162V164H102L103 166H105L107 163L105 162V160H109L107 157L105 158L104 156V158L102 157ZM145 155V154H144ZM188 155H190L189 157V159H191V163H192V166H191V168L189 169V168H186L185 166V164H188V163H186L187 162V160H189V159H185V158H187L188 157ZM204 155L206 156V162H207V159L209 158V160H208V162H210V163H208L207 162V164L206 163H204L205 165H210L209 167L211 168V170L209 171V173L212 175L210 178L208 177V175H210L209 173H207L208 171L206 170V168L207 169H210L208 166H206V168L204 169V167L203 166H205L204 164H203V162H204ZM230 155V154H229ZM228 155V156H229ZM38 156H40V155H38ZM45 156V155H44ZM44 156H42L41 157V159L44 157ZM93 156V157H94ZM131 156V155H130ZM186 156V157H185ZM221 156V157H220ZM224 156H225V154H224ZM223 156V158L224 159H227V158H225ZM239 156V157H238ZM93 157H91L92 159H95V158H93ZM116 157V159L118 160V158ZM123 157V156H122ZM132 157V156H131ZM137 157H136V159H137ZM163 157V156H162ZM231 157H234V159L236 158L234 155L233 156H231ZM230 157V158H231ZM9 158V157H8ZM12 158V159H13ZM46 158H48L47 157V155H46ZM50 158V157H49ZM52 158V157H51ZM64 158H65V156H64ZM111 158V159H112ZM125 158V157H124ZM127 158V157H126ZM125 158V159H126ZM153 158H154V156H153ZM166 158V157H165ZM210 158H212L211 160H212V162H213V165L211 164L212 162H211V160H210ZM220 158V159H219ZM4 158L2 157V156H0V161H1V163H3L5 160H3ZM88 159V158H87ZM86 159V160H87ZM90 159V158H89ZM102 159H105V160H102ZM115 159V160H116ZM160 159V160H159ZM232 159V158H231ZM231 159L229 160V162H231ZM44 161H48L49 159H43ZM52 160H53V158H52ZM51 160V161H52ZM129 160V161H130ZM146 160V161H147ZM167 160H168V158H167ZM186 160V161H185ZM228 160H225L226 161V163H227V161ZM254 160H257V162H256V165L254 164ZM31 161V162H30ZM39 161V160H38ZM41 161V160H40ZM47 161L45 162V163H47ZM54 161V160H53ZM52 161V162H53ZM94 161V162H93ZM110 161V160H109ZM108 161V162H109ZM112 161V160H111ZM110 161V162H111ZM136 161V160H135ZM154 161H155V158H154ZM160 161L162 162V164H160ZM166 161V160H165ZM165 161H164V164H165ZM169 161V160H168ZM7 162V161H6ZM9 162V161H8ZM14 162H15V160H14ZM16 162V164H18ZM48 162H50V160L48 161ZM76 162V161H75ZM87 162H89V160H87ZM92 162V164H94L95 163V160H92L91 161ZM109 162V163H110ZM117 163H118V161H116ZM116 162H114V163H116ZM124 162V163H125ZM188 162H190V160L188 161ZM224 162V161H223ZM0 163V164H1ZM51 163V162H50ZM50 163H48V164H50ZM78 163V162H77ZM77 163H75V164H77ZM95 163V164H96ZM99 163V164H100ZM123 163V164H124ZM124 164V165H127V164ZM131 163V164H130ZM149 163V164H150ZM170 163V162H169ZM168 162L166 163V166L169 164ZM226 163H224V164H226ZM237 165H236V164ZM4 164V166H6V165H8V163L5 165V163H3ZM3 164H1L0 165V168H2L1 169V172L0 173H2L3 172V175H5L6 177L5 178H7V176L9 175L7 172L5 173V171H6V168H7V170H8V168H9V170H13L12 168H14V167H12V166H10V167H12V168H10V167H8V166H6L5 167V171L3 170V168H4V166H3ZM10 164H12V163H10ZM14 164V163H13ZM36 164V165H35ZM75 164H74V166H75ZM80 165L81 164H83V163H79ZM86 164V163H85ZM84 164V165H85ZM88 164V163H87ZM87 164H86V166H87ZM89 164H90V162H89ZM95 164L93 165L94 167H95ZM98 164V165H99ZM160 164V165H159ZM163 164V165H164ZM190 164V163H189ZM223 164V165H224ZM230 165V163L227 165L229 168L231 167V166H233V165ZM38 165H40V166H38ZM78 165V164H77ZM77 165H76V167H77ZM84 165H81L82 167L84 166ZM91 165V164H90ZM97 165V164H96ZM102 165H100L99 167H101ZM162 165V166H163ZM191 165V164H190ZM211 165H212V167H211ZM2 166V167H1ZM52 166H54V165H52ZM73 166V165H72ZM79 166V165H78ZM92 166V167H93ZM107 166H109V164L108 165H106V167ZM111 166V165H110ZM113 166V165H112ZM123 166V165H122ZM226 166V165H225ZM19 167V166H18ZM22 167V166H21ZM56 167V166H55ZM59 167V166H58ZM75 167V168H76ZM80 167V166H79ZM82 167H80L81 168V170L84 168H82ZM90 168V167H88L87 169H94V168ZM97 167V166H96ZM116 167H117V165H116ZM187 167H190L189 165H187ZM203 167V168H202ZM57 168V167H56ZM75 168H72V169H74V172H72V174L73 175H76V178H79L80 179V177L78 176L80 173H78V172H76L77 170H79L78 168H77V170H75ZM98 168V167H97ZM97 168L95 169L96 171H97V173H98V170H97ZM105 167H103V169H102V167H101V172H100V170H99V172L100 173H103L104 175H105V173H106V175H107V173H109V172H107V169H104ZM110 168V167H109ZM114 168V167H113ZM128 168V170H130ZM164 168V167H163ZM231 168V169H232ZM44 169V170H43ZM53 169H54V171H53ZM61 169V168H60ZM85 170H86V168H84ZM118 169V168H117ZM168 169V168H167ZM225 169V168H224ZM224 169H222L223 171H221V172H223V173H225L224 171H226L227 172V170H228V168L226 169V170H224ZM3 170V171H2ZM94 170V171H95ZM103 170H104V172H103ZM120 170V169H119ZM118 170V171H119ZM202 170H204V172H205V170L207 171L206 173L208 174H206V176H205V174H203V171ZM16 171V170H15ZM20 171V170H19ZM49 171V170H48ZM62 172H63V170H61ZM80 171V170H79ZM88 171L89 170H86V172L88 173ZM90 171H92V170H90ZM110 171H111V168H110ZM115 171H116V168H115ZM126 172H127V177L128 178H130L132 175H131V173H130V171H129V173H128V171L127 170H125ZM124 170H123V172H118V173H120L119 175H120V177H119V175H118V180L119 181H121L120 180V178H121V176H122V178L123 177H125V172ZM156 171H158L157 173H156V175H157V177H156V175H155V172ZM9 172V171H8ZM27 172V171H26ZM76 172V174H74ZM81 172V171H80ZM84 172V171H83ZM82 172V173H83ZM86 172H84L85 174H86ZM125 172V173H124ZM11 173H14L13 171L11 172ZM25 172H23V174H24ZM30 173V172H29ZM47 173H49V172H47ZM81 173V174H82ZM84 173H83V175H84ZM91 173H93V172H90L89 174H91ZM114 173H117V171L116 172H114ZM117 173V174H118ZM125 175H124V174ZM173 174L175 173V172H172ZM218 174H216L217 176L218 175H222V177H223V173L221 174L220 172H217ZM6 174H8V175H6ZM62 174V176L64 175L63 173H61ZM131 176H130V175ZM229 174H230V170H229ZM231 174V175H232ZM2 174H0V250L2 251V256H3V253H4V255H5V261H7V263H5V264H30L29 263V260L31 259L32 260V257H33V255H32V253H31V251L33 250L34 251V249H29V246H27V247H25L27 244L29 245H31V242H30V238H28L27 239V237H29L30 235H26V231H27V234H29V233H31L32 234V232H30L31 231V226H30V230L29 229H27V230H23V228H25L26 229V227H28L29 228V226H22V228H20L18 225V221H17V219H15V217L16 218H18L19 219V217H17L16 216V214L14 215L15 217H13L12 218V216H11V214H10V218H8L7 216H4L5 214V211L7 210L8 211V209L7 208H9L10 206L9 205H11L10 203L12 202V205L13 206H11V208L12 209H14V210H12L11 208V211H15L17 208L16 207H18V208H20V209H17L18 211L20 210L21 211V208L23 207L21 204L23 203L22 202V200H24L25 199V197H23L24 196V191L27 189V190H29L27 187H26V189H25V186H27V185H25V186H23L22 184L20 185L19 184V182H18V184L19 185H17L16 184V186L14 185V182H12V180L14 179H12V174L10 175V176H12L10 179L8 178V180L9 181H7V179H5L4 177H3V175L1 176ZM25 175V174H24ZM31 175H33V174H31ZM30 175V176H31ZM44 175V176H43ZM57 175V176H58ZM73 175H72V177H73ZM83 175H82V177H81V180H79V183H80V181H82V179L85 181V179H84V177H83ZM96 174L94 173V176H95ZM104 175L102 176L101 174H99L98 173V176L99 177H97V175L95 176V179L97 180L98 178H103V181L105 182V177H106V175H105V177H104ZM115 175V174H114ZM228 175V174H227ZM9 176V177H10ZM22 176V175H21ZM87 176V174L85 175V178H86V180L89 178V180H87V182L89 181V185L90 186H93V185H91L90 183H95L96 182V180L95 181H93V182H91V179L92 180H94V177H93V174H92V178H91V176H89L88 178L86 177ZM116 176V175H115ZM115 176H114V178H115ZM75 177V176H74ZM97 177V178H96ZM109 177V174H108V176H107V178ZM111 177V176H110ZM170 177H173V176H170ZM204 177H205V179H204ZM16 178V177H15ZM24 178V177H23ZM30 178V180L31 179H35L33 176H31V177H29ZM64 178H65V176L64 177H61V182H62V180H63V182L62 183H64V181L66 180H64ZM101 178V179H102ZM114 178L112 179L111 178V180L109 179L108 181H110V183L107 181V183H109V185L107 184V186H114V185H112L111 184V181L113 180L114 181ZM121 178V179H122ZM127 178V180H129ZM190 178H191V181H190ZM192 178H194L193 180H195L193 183H195L196 181L198 182H196L197 183V185H196V183H195V185L196 186H198V184L199 185H202V184H204L203 186H201V187H203V188H206V189H203L202 190V188H201V190L204 192L203 194H201L202 193V191H201V193H200V195H203L202 197H204V198H202L201 200H200V205L198 204L199 203V199H200V197L201 196H199V198H198V196H197V198L195 197L198 193H196V192H198L199 191V186L197 187L198 188V190H197V188L193 185V184H191L192 183ZM215 178L213 179V180H215ZM49 179V178H48ZM100 179V180H101ZM116 179H117V177H116ZM115 179V180H116ZM131 179V178H130ZM131 179V180H132ZM168 179V178H167ZM217 179H219V176H218V178ZM216 179V180H217ZM11 180V181H10ZM18 180V179H17ZM21 180V179H20ZM27 180H29V179H27ZM107 180V179H106ZM123 180H124V178H123ZM122 180V181H123ZM212 180V181H213ZM215 180V181H216ZM231 180V181H230ZM26 181V180H25ZM49 181V180H48ZM58 181V180H57ZM83 181V182H84ZM117 181V180H116ZM115 181V182H116ZM119 181H117V185H116V187L115 188H118L117 186H119L120 185V183H118ZM211 181V182H212ZM32 182H35V180L34 181H32ZM71 182V183H70ZM77 182H78V179H77ZM86 182V186H87V183ZM104 182H101L100 183V181H99V183H100V187H102V188H104V187H107L106 186V183H104ZM164 182H166L167 184L165 185V183ZM169 182H170V184H169ZM211 182H210V184H211ZM21 183V182H20ZM48 183V184H47ZM60 183V182H59ZM76 183V182H75ZM85 183V182H84ZM98 182H96V184H97ZM98 183V184H99ZM149 183V184H150ZM213 183H214V181H213ZM220 183V182H219ZM34 184V183H33ZM98 184H97V186H98ZM115 184V183H114ZM119 184V185H118ZM148 184V188L150 189L151 187H154L155 188V186L154 185H152V186H150ZM207 184V185H206ZM36 185V184H35ZM63 185V184H62ZM160 185H163V186H160ZM211 185H213V184H211ZM217 185V184H216ZM220 185V184H219ZM14 186H15V188H14ZM17 186H20L21 188H22V186L24 187V188H22V189H25L24 191L20 188V187H17ZM110 186V187H111ZM122 186V187H123ZM145 186H147V185H145ZM150 186V187H149ZM165 186V187H164ZM192 186H194V188H195V190H196V192H195V190L193 191L192 190ZM36 187V188H37ZM76 187H77V185L75 186V187H73V189L75 188L76 189ZM78 187H79V184H78ZM81 187H83V186H80L79 187V189L81 188ZM95 187V186H94ZM93 187V190H96V188H94ZM100 187H98V188H100ZM110 187H109V190H107V188H106V190L107 191H111V189H110ZM121 187V188H122ZM157 187V186H156ZM159 187H158V189H159ZM162 187V188H161ZM164 187V188H163ZM212 187V186H211ZM210 187V188H211ZM221 187H220V189H221ZM17 188V189H16ZM88 188V187H87ZM90 189H91V187H89ZM97 188V189H98ZM101 188V190H103ZM114 188V189H115ZM120 188V187H119ZM147 188V189H148ZM219 188V187H218ZM14 189H16L15 190V194H14ZM41 189V190H40ZM63 189V188H62ZM78 189V188H77ZM78 189V190H79ZM83 189H84V187H83ZM113 189V188H112ZM157 189V188H156ZM159 189V190H160ZM217 189V188H216ZM27 190H26V192H27ZM34 190V189H33ZM40 190V191H39ZM65 190H67V191H65ZM70 190H72V188L70 189ZM77 190V191H78ZM82 190V189H81ZM81 190H80V192H81ZM100 190V189H99ZM104 190H105V188H104ZM103 190V191H104ZM106 190H105V193H106ZM120 190V189H119ZM122 190V189H121ZM124 190V191H125ZM141 190V192H139ZM142 190H143V193H142ZM154 190V189H153ZM160 190V191H161ZM210 190V189H209ZM213 190V189H212ZM223 190H220V191H223ZM35 191V190H34ZM62 191H64V192H62ZM77 191H74V192H77ZM92 191V190H91ZM90 191V192H91ZM103 191H102V193H103ZM116 191V189L114 190V192ZM155 191V190H154ZM154 191H153V193H154ZM160 191H158V192H160ZM193 191V192H192ZM72 192V191H71ZM70 192V193H71ZM74 192H72V196H73V193ZM86 192V191H85ZM85 192H84V194H85ZM89 192V193H90ZM98 192H100V193H98ZM116 192H120V191H116ZM116 192H115V194H116ZM123 191H121V193H122ZM138 192L140 193L139 195H138ZM210 192V191H209ZM231 194H230V193ZM232 192H233V194H232ZM27 193H29V191L27 192ZM27 193L25 194V196L27 195ZM32 193V192H31ZM70 193H69V195H70ZM79 192H77V194H78ZM92 193H93V191H92ZM105 193H103L104 194V196L106 195ZM147 193V192H146ZM150 193H151V191H150ZM152 193V194H153ZM196 193V194H195ZM32 194H34V193H32ZM65 194V195H64ZM87 195H91V193L90 194H88V193H86ZM85 194V195H86ZM95 194H101V191H97V193H96V191H95ZM114 194V193H113ZM114 194V195H115ZM118 194V193H117ZM116 194V196L117 197H119L118 195L120 194H118L117 195ZM157 194V193H156ZM159 194V193H158ZM157 194V195H158ZM160 194V195H161ZM193 194H195V195H193ZM10 195H11V197H12V201H10V202H8L9 201V199H11V198H9L10 197ZM14 195H15V198H14ZM30 195V194H29ZM28 195V196H29ZM35 195V194H34ZM38 195H40V194H38ZM38 195H35V196H38ZM64 195V196H63ZM69 195H67V196H69ZM76 195V194H75ZM79 195V194H78ZM81 195V194H80ZM93 195V194H92ZM91 195V196H92ZM110 195H112V194H110ZM121 195V194H120ZM151 195V194H150ZM154 195V194H153ZM199 195V194H198ZM210 195H211V193H210ZM209 195V196H210ZM71 196V197H72ZM83 196V195H82ZM95 196V195H94ZM99 196H101V195H99ZM103 196V195H102ZM101 196V197H102ZM141 196V197H142ZM193 196L195 197V199H197V201H194V200H192V198H193ZM206 196H208L207 194H206ZM208 196V197H209ZM31 197V196H30ZM40 197V196H39ZM77 198H75L74 196H73V198H75L76 199V201L77 200H79V198H81V196L78 198V196H76ZM122 197H123V195H122ZM121 197V198H122ZM140 197V196H139ZM152 197V196H151ZM9 198V199H8ZM24 198V199H23ZM37 198V197H36ZM65 199V201L67 202V205H64L61 201H62V199ZM68 198H70V196L68 197ZM67 198V199H68ZM83 198H85V200H86V198H87V200H89L90 199V196L89 197H85V196H83ZM97 196H96V198L94 199V197H92V200L93 201H96L95 203H97ZM110 198V197H109ZM153 198V197H152ZM158 198H160V197H158ZM207 198V197H206ZM15 199V200H14ZM40 199H41V197H40ZM64 199H63V202H64ZM71 199V198H70ZM75 199H72V201L73 200H75ZM137 199H139V201L137 200ZM145 199V198H144ZM163 199L166 201H164L163 202ZM27 200V199H26ZM38 200V199H37ZM105 200H107L106 198H105ZM152 200V199H151ZM209 200H210V198H209ZM33 201V200H32ZM35 201V200H34ZM79 201H82V200H79ZM79 201H78V205L79 204H81V203H79ZM90 202H91V200H89ZM88 201V202H89ZM92 201V202H93ZM101 202L102 201V203H104V197L102 198V200H101V198H100V200L98 199V202ZM112 201V200H111ZM110 201V202H111ZM159 201V200H158ZM197 202V204L199 205V206H202V208L203 209H201L197 204H195V203H193L194 205H193V207H192V202ZM15 202V203H14ZM27 202V201H26ZM30 202V201H29ZM40 202V205L42 204L41 203V201H37V204ZM43 202V201H42ZM87 202V201H86ZM85 202V203H86ZM87 202V204H89ZM92 202H91V205H93L92 204ZM100 202H99V204H97V205H103L102 203L100 204ZM106 202V201H105ZM178 202H179V204H181V207L180 206H178L179 208H182V210L181 209H179V211H181V212H179L178 210H177V204H178ZM5 203H9V205L8 204H6V206H7V208H5L4 207V205H5ZM62 203V204H61ZM65 203V202H64ZM70 203H71V201H70ZM82 203H83V201H82ZM94 203V202H93ZM131 205H130V204ZM207 203V202H206ZM206 203H204V204H206ZM34 204V203H33ZM61 204V207L63 208V206H65L64 207V209L62 210V208H60V205ZM75 204V203H74ZM77 204H75V205H77ZM87 204H82L83 205V208L85 209V206L84 205H87ZM144 204H146V203H144ZM149 204V203H148ZM155 204H156V202H155ZM221 204V203H220ZM14 205L16 206V207H14ZM22 207H21V206ZM23 205H24V203H23ZM28 205V204H27ZM63 205V206H62ZM90 205V204H89ZM95 205L96 204H94L93 206L95 207ZM96 205V207L98 208V206ZM105 206H102V207H106L107 205L106 204H104ZM137 205V204H136ZM136 205H134V206H136ZM139 205V204H138ZM137 205V206H138ZM142 205L140 204V210H144V208H145V210H146V206H147V204H146V206H143V209L141 208L142 207ZM152 205V204H151ZM153 205H154V202H153ZM152 205V206H153ZM158 205V206H159ZM9 206V207H8ZM58 206H59V208H58ZM69 206V205H68ZM81 206V205H80ZM118 206H117V210H118ZM130 206V208L128 209L129 211L127 212V208ZM205 206V205H204ZM208 206V205H207ZM92 207V206H91ZM94 207H92V208H94ZM96 207H95V209H96ZM110 207V206H109ZM160 207V206H159ZM6 209L4 212L2 211V209ZM25 208V207H24ZM31 208V207H30ZM38 208V207H37ZM82 208V207H81ZM88 208H89V206H88ZM92 208H90L89 210H91ZM100 208L101 207H99V210H100ZM112 208V207H111ZM119 208V209H120ZM209 208V207H208ZM70 209V208H69ZM94 209V210H95ZM106 209H107V207H106ZM120 209V210H121ZM160 209H161V207H160ZM16 210V211H17ZM67 210H68V208H67ZM75 210V209H74ZM93 210V209H92ZM91 210V211H92ZM112 210V209H111ZM123 210L122 211H117L118 213H120V212H122V216H124L125 217V215L123 214ZM136 210V209H135ZM135 210H133V212L135 211ZM138 210V209H137ZM136 210V213H138V211ZM151 210V209H150ZM17 211V212H18ZM20 211L18 212V214L20 213ZM78 211V210H77ZM81 211V214L82 213H86V210H85V212L83 211L82 212V210H80ZM96 211V214H100L101 213V210L100 211H98V209H96L95 210ZM95 211H94V213H92V214H94L95 215ZM98 211V212H97ZM104 211V210H103ZM108 211V210H107ZM113 211H115L114 209H113ZM112 211V212H113ZM147 211V210H146ZM146 211H145V213H146ZM160 211V210H159ZM31 212V211H30ZM66 212V211H65ZM73 212V211H72ZM93 212V211H92ZM131 212H132V210H131ZM132 212V215L135 213H133ZM140 212L141 211H139V213H138V215L140 214ZM148 212V211H147ZM205 212V213H204ZM209 212V211H208ZM207 212V213H208ZM214 212H216V211H214ZM13 213V212H12ZM27 213V212H26ZM87 213H89L88 212V209H87ZM91 213V212H90ZM106 213V212H105ZM142 213H143V211H142ZM151 213V212H150ZM156 213V212H155ZM158 213V214H159ZM4 214V215H3ZM6 214H7V212H6ZM28 214V213H27ZM64 214H66L67 215V213H64ZM63 214V215H64ZM69 214V213H68ZM75 214V213H74ZM209 214V213H208ZM215 214V213H214ZM20 215V214H19ZM25 215V214H24ZM70 215V214H69ZM79 215V213H77V215H76V217ZM87 215V214H86ZM102 215V214H101ZM107 215V214H106ZM110 215H112V214H110ZM115 215H116V213H115ZM118 215V214H117ZM120 215V214H119ZM118 215V216H119ZM149 215V214H148ZM151 215V214H150ZM217 215V216H218ZM219 215V216H220ZM226 216V218H224L223 216ZM35 216V215H34ZM68 216V215H67ZM73 216H75V215H73ZM84 216V215H83ZM88 216H90V217H88V218H91L92 217V219H93V215H91V214H88ZM97 216V215H96ZM103 216V215H102ZM114 216V215H113ZM112 216V217H113ZM118 216H115L114 218H112V220H113V222H112V220L110 221V220H108L107 218V216H104L108 221H110L111 222V226L109 225V223L110 222H108V224H107V226H109V228H108V230L106 231L107 232V235H108V237H110V238H114V239H116L115 237H117L118 236V238H119V236L126 230H128V232L130 233V238L132 237L131 235H133V233L131 234V230L129 231V229H132L133 230V228H134V226H137L138 224H136V223H134L135 222V220H134V222L133 223H131V225L132 224H135L134 226H133V228H131L130 226H129V224L127 223V221L129 220L128 219V217H125V219H128L127 221H123V220H121V219H119V218H121L120 216H119V218H118ZM128 216V215H127ZM134 216V215H133ZM135 216H137V215H135ZM134 216V218H136V219H138L139 217H142L141 215L139 216V217H135ZM216 215H214V217H215ZM216 216V217H217ZM29 217V216H28ZM33 217V215L32 216H30V218H28V221L29 222H31V221H37L36 219H34V218H36V217H34L33 219L34 220H29V219H31ZM63 217V216H62ZM69 217V216H68ZM67 217V219L68 220H65V217H64V222L65 221H68V223H69V218L71 217H69L68 218ZM85 217H87V216H85ZM95 217V216H94ZM101 217V216H100ZM110 217V216H109ZM151 217V216H150ZM153 217H154V215H153ZM211 217H213V216H211ZM213 217V218H214ZM24 218L25 219H27V217H25L24 216ZM78 218V217H77ZM98 218H99V215H98ZM102 218V217H101ZM101 218L99 219V220H101ZM123 218V217H122ZM149 218V217H148ZM155 218H157V217H155ZM154 218V220L156 221V219ZM213 218L211 219L212 221H213ZM8 221H7V220ZM21 219V218H20ZM19 219V220H20ZM40 219H38V221H40ZM73 219H75V217H73ZM72 218H71V220H73ZM85 219H87V218H85ZM85 219H81L80 221H82V220H84L85 221ZM96 219H97V217H96ZM104 220V222L106 221V223H107V220ZM124 219V218H123ZM132 219V218H131ZM140 220H141V222L142 221H144V222H146L144 219L145 218H143V220L141 219V218H139ZM138 219V220H139ZM209 219H210V217H209ZM216 220H218L217 218H215ZM18 222H16V221ZM44 220V221H43ZM62 220H63V218H62ZM91 220V219H90ZM90 220H89V223H90ZM95 220V219H94ZM103 220V219H102ZM102 220L101 221H98V222H102ZM138 220L136 221V222H138ZM150 220V219H149ZM14 221H15V224H14ZM23 221H25L26 223H27V220H23ZM23 221H22V223H23ZM75 221H77L76 219H75ZM88 221V220H87ZM92 221V220H91ZM131 221V220H130ZM152 221V220H151ZM155 221H154V227H155ZM206 221V222H205ZM211 221V222H212ZM28 222V223H29ZM78 222V221H77ZM93 222V221H92ZM94 222H96V221H94ZM104 222H102L101 224H103ZM153 222V221H152ZM214 222V221H213ZM16 223L18 224V225H16ZM33 223V222H32ZM37 223V225L35 226L34 224H36ZM40 223H38V222H34V224L32 225L31 223L29 224V225H32V226H35V228H36V230L38 231V229L40 228V226H42L43 224H45V223H43V224H41L40 225ZM66 223V222H65ZM72 223V222H71ZM73 223H74V220H73ZM72 223V224H73ZM81 223V222H80ZM89 223H87V224H89ZM106 223H105V225H106ZM139 223V222H138ZM143 223V222H142ZM10 224V225H9ZM75 224H77V223H74V225ZM83 226H82V225ZM80 225L81 226H78V230H76V232H77V234L75 235V236H77L78 235V239L77 238H75V240L77 239L78 241H79V244H80V246H79V249H83L82 251H84L85 253H81V254H77V253H75V251L71 248V251L69 252V253H74L73 255L75 256V259H73V261H71V264H75V263H77V262H79V263H82V264H91L90 263V260L92 259L93 260V262L92 263H94L95 264V262H94V259H95V261H97L96 260V258H94V257H96L95 255L94 256H92V255H90V257L89 258H91V256L94 258H91V259H89L88 258V256H87V253L89 252L90 253V251H89V247H91L92 245H93V243L95 242L94 241V235L92 236L91 234H90V232L88 233V232H85L84 231V229L86 230V231H89V229L87 230V228H89L88 226H84V223H83V221H82V223H81ZM86 224V223H85ZM94 223H92L91 225H93ZM97 224V222L94 224V226ZM140 224V223H139ZM144 224L145 223H143L142 225L144 226ZM152 225H153V223H151ZM14 225H15V228H14ZM22 225V224H21ZM20 225V226H21ZM24 225V224H23ZM25 225H28V224H25ZM38 225H40L39 226V228L37 229V226ZM70 225V224H69ZM71 226L72 228L74 227V228H76V226L77 225H79V223L76 225V226ZM99 225H100V223H99ZM99 225L97 226V227H99ZM141 225V224H140ZM207 225V224H206ZM208 225V226H209ZM12 226V227H11ZM44 226H46V225H44ZM69 226V228H70V230L72 229L71 227ZM100 226H102V225H100ZM142 226V227H143ZM179 226H181V227H183V229L181 228V231L182 232H184V234L182 235V237L181 236H179ZM211 226V225H210ZM216 226V225H215ZM218 226H216L217 228H218ZM8 227H11V228H13V230L12 231H14V230H16L17 232H18V234H16V236L17 235H19V232L22 234V236H24V238L21 236V234L19 235V236H21L22 238H23V240H20V237L19 236H15L14 234L15 233H17V232H13L12 233V231H11V234H13V235H11L10 233H9V230H8ZM82 227H85V228H82ZM92 228H94L93 226H91ZM90 227V228H91ZM157 227H155V228H157ZM213 227V226H212ZM35 228H34V231H33V235H35ZM63 228V229H62ZM73 228V229H74ZM80 228H82L83 229V231L80 229ZM99 228H102V227H99ZM137 228H138V226H137ZM149 228V227H148ZM152 228V227H151ZM150 228V229H151ZM179 228V229H178ZM217 228H216V232H217ZM220 228H218V229H220ZM10 229V228H9ZM43 227L41 228V229H39V231L40 232H37V236H38V233H45L43 230ZM72 229V230H73ZM80 229V230H79ZM97 229L98 228H96L94 231L96 232L97 231ZM104 229H106V228H104ZM104 229H103V231H104ZM144 229V228H143ZM143 229H140V230H143ZM149 229V230H150ZM153 229V228H152ZM206 229H209V228H206ZM212 229V228H211ZM213 229H214V227H213ZM33 230V229H32ZM42 230V231H41ZM65 230H67V231H65ZM72 230H71V235H73V233H72ZM24 231V232H23ZM65 231V232H64ZM75 231V230H74ZM91 231V230H90ZM98 231H100V230H98ZM98 231H97V233H98ZM103 231H102V233H103ZM125 231V232H126ZM135 231H136V233L138 232V230L136 229V227H135ZM154 231H157V230H154ZM153 231V232H154ZM213 231V230H212ZM67 232V233H66ZM76 232H74V234L76 233ZM140 233H142V231H139ZM138 232V234H136V236L138 235V237L141 235L140 233ZM147 232V231H146ZM182 232H180V233H182ZM207 232V231H206ZM205 232V233H206ZM24 233H25V235H24ZM63 233H61L63 236H64V234ZM91 233H92V231H91ZM143 233H144V230H143ZM156 233V232H155ZM220 233V232H219ZM96 234V233H95ZM106 234V233H105ZM145 234V233H144ZM146 234H148V232L146 233ZM151 234H150V236H151ZM192 236H191V235ZM210 234V233H209ZM217 234V233H216ZM40 236H41V234H39ZM46 235V234H45ZM45 235H43L42 237L44 238L45 237ZM67 235H69V237H71L70 236V233L69 234H67ZM99 234H97V236H98ZM100 235H101V233H100ZM104 235V234H103ZM129 235V234H128ZM186 235V234H185ZM27 236V237H26ZM32 236V235H31ZM30 236V237H31ZM47 236V235H46ZM102 236V235H101ZM101 236H99V239L101 240ZM123 236V235H122ZM204 236H205V234H204ZM19 237V242H21V241H23V242H21V243H24V239H25V237H26V239H27V241H29L27 244L26 243H24L23 245H25V246H22V245H18V244H20L19 242H18V240H17V238ZM51 236H48V238H50ZM54 237H52L51 239H49V240H52L53 241V239H54ZM62 236H60V239H62L61 238ZM73 237H74V235H73ZM108 237H107V239H108ZM121 237V236H120ZM125 237V236H124ZM134 237V236H133ZM142 237V238H141ZM143 237H145V236H143V235H141L140 236V239H141V241L140 242H144V241H142V239H143ZM146 237H147V235H146ZM149 237V236H148ZM154 237V238H153ZM152 238L153 239H155V236H153ZM21 238V239H22ZM35 238V240H36V237H34L33 236V238L31 237V241L33 240ZM43 238H39V239H41L42 240V242L40 243V241H39V243L40 244H38L37 245V240H38V237H37V240H36V245L38 246V250H40L41 248H42V246H41V244L43 243L44 244V247H45V240H48V238L46 239V237H45V240L43 239ZM65 238V237H64ZM62 239L63 241H65V245H66V243L67 242H69V241H67L66 242V240H69L68 239V237H67V239ZM135 238V237H134ZM150 238V237H149ZM148 238V239H149ZM58 239V238H57ZM96 239V238H95ZM98 239V238H97ZM99 239H98V242H96V243H98V246H99V244H101L100 242H99ZM107 239H105V241H103V242H105V243H107L108 241H106ZM113 239V240H114ZM120 239V238H119ZM121 239H122V237H121ZM127 239V238H126ZM145 239V238H144ZM147 239V238H146ZM147 239V240H148ZM151 239V238H150ZM156 239H155V241H156ZM186 239H191V238H187L186 237ZM210 239V238H209ZM16 240H17V242H16ZM43 240H44V242H43ZM48 240V241H49ZM72 239L70 238V241H71ZM74 240V239H73ZM74 240V241H75ZM76 240V241H77ZM94 242H93V241ZM123 240V239H122ZM129 241H130V239H128ZM137 240V239H136ZM157 240V241H158ZM183 240H184V238H183ZM27 241H25V242H27ZM47 241V243H46V247L45 248H43L42 250L44 251V249H45V251H46V249H48V250H53V248H49V242L50 243H53V242H51V241H49L48 242ZM58 241V240H57ZM57 241H56V244H57ZM63 241H61V243L63 242ZM73 241V242H74ZM76 241H75V243H76ZM77 241V242H78ZM112 241V240H111ZM116 241V240H115ZM132 241H133V238H132ZM138 241V243H140L139 242V240H137ZM154 240H152V242H153ZM191 241V242H192ZM33 242V244H34V242L35 241H32ZM72 242V241H71ZM71 243V244H75V243ZM102 242V241H101ZM149 242V241H148ZM189 242H190V240H187V244H189ZM210 242V241H209ZM217 242V241H216ZM18 243V244H17ZM59 243V242H58ZM95 243V244H96ZM124 243V242H123ZM125 243H127V242H125ZM125 243H124V245H125ZM130 243V242H129ZM128 243V244H129ZM134 243H137V242H134ZM154 243V242H153ZM152 243V244H153ZM156 243V242H155ZM154 243V244H155ZM182 243H183V241H182ZM47 244H48V247H47ZM69 244V243H68ZM92 244V245H91ZM109 244H111V243H109ZM109 244H107V245H104V247H105V249L104 250H107L108 249V247L110 248V246H109ZM133 243H131L130 245H132ZM142 244V243H141ZM151 244V243H150ZM184 244V243H183ZM211 244V243H210ZM39 245L41 246L40 248H39ZM52 245V244H51ZM50 245V246H51ZM61 245V244H60ZM60 245H58V247L60 246ZM64 245V246H65ZM76 245V246H75ZM73 247L75 248V249H77V252H78V245L77 244H75ZM91 245V246H90ZM103 245V243L100 245L101 247H103L102 246ZM112 245V244H111ZM119 245H120V243H119ZM216 245V246H217ZM34 246H35V244L34 245H31L30 247H32V248H34ZM37 246H36V248H35V250L37 249ZM55 246H57V245H55ZM63 246V244H62V248L64 247ZM69 246V245H68ZM95 246V245H94ZM92 246V248H96L97 246ZM100 246H99V248H100ZM106 246H107V249H106ZM133 246L135 247L136 245H134L133 244ZM133 246H130V247H133ZM138 246V245H137ZM139 246H140V244H139ZM142 246V248H143V244L141 245ZM140 246V247H141ZM144 246H146V245H144ZM147 246H150L149 244L147 245ZM153 245H151V247H152ZM155 246H153V247H155ZM185 246V245H184ZM183 246V247H184ZM209 246V245H208ZM215 246V245H214ZM51 247H54V243H53V245L51 246ZM58 247H56V248H58ZM67 247V246H66ZM66 247H64V248H66ZM81 247V248H80ZM115 247V246H114ZM114 247H113V249H114ZM128 247V246H127ZM153 247L152 248H150V249H153ZM212 246H210V247H208V248H211ZM56 248H54V249H56ZM98 248V247H97ZM98 248V249H99ZM121 248V249H120ZM120 248L118 247V249H119V253H121L120 251L124 248V246L122 247V245L120 246ZM135 248H137V247H135ZM141 248V249H142ZM185 248V247H184ZM206 248H207V246H206ZM213 248V247H212ZM211 248V249H212ZM59 249V251H61L60 249L61 248H58ZM58 249H56V250H58ZM69 249H70V247H69ZM97 249V250H98ZM111 249V248H110ZM118 249H117V251H118ZM129 249H131V248H129ZM128 249V250H129ZM138 249V248H137ZM137 249H135V251L137 250ZM144 249V248H143ZM147 249V248H146ZM146 249L145 250H143V251H146ZM149 249V250H150ZM153 249V250H154ZM37 250V251H38ZM68 250V249H67ZM67 250H65L66 252H68ZM94 251H96V249H93ZM123 250H126V249H123ZM127 250V252L129 253V251ZM134 250V248L132 249V251ZM148 250V251H149ZM183 250V252H185L184 251V249H182ZM186 250V249H185ZM209 250V249H208ZM207 249H206V251H208ZM55 251V250H54ZM50 251V253H48V254H51V252H52V254H57V259L58 258H60V261H58V262H60L59 264H61V260H63V255H64V253L62 252V251H64V249L61 251V253H63V255H60L61 253L59 252V251ZM103 251V250H102ZM102 251H101V249H100V252H101V259H103L102 257H105V256H108L109 254H110V252H109V254L108 255H105L104 253L105 252H103L102 253ZM109 251H111V250H109ZM115 251H116V249H115ZM115 251H113L112 253H114ZM116 251V252H117ZM135 251H134V253H135ZM140 251V250H139ZM152 251V250H151ZM190 251V250H189ZM205 251V252H206ZM213 251V250H212ZM35 252V251H34ZM48 252V251H47ZM46 252V253H47ZM58 252V253H57ZM92 252V251H91ZM99 252V251H98ZM99 252V253H100ZM106 252H108V250L106 251ZM127 252H125L126 254H119L118 252V254L120 255V256H125V255H129V254H127ZM131 252V251H130ZM138 251H136V253H137ZM141 252V251H140ZM187 252V251H186ZM214 252V251H213ZM40 253H43L41 250H40ZM60 253V254H59ZM79 253H80V250H79ZM94 253H96V252H94ZM94 253H91V254H94ZM99 253H96V255H98ZM123 253H124V251H123ZM136 253H135V255L134 256H136ZM151 253V252H150ZM187 253H189V252H187ZM208 253V252H207ZM36 254H39V253H36ZM35 254V257H34V260L36 261V260H38L39 259V257L38 256H44V253L41 255V254H39V255H36ZM59 254V255H58ZM66 254V253H65ZM85 254V255H84ZM105 255V256H103V255ZM116 254V253H115ZM116 255V256H118V258H120L119 257V255ZM132 254V253H131ZM140 254V253H139ZM138 253H137V255H139ZM181 254V256H182V252L180 253ZM180 254L178 255V257L180 256ZM185 254V253H184ZM211 254V253H210ZM209 254V255H210ZM32 255V256H31ZM66 255H68V253L66 254ZM66 255H64V256H66ZM111 255H113V254H111ZM141 255V254H140ZM189 255V254H188ZM31 256V257H30ZM54 255H52V256H50L49 255V257H52V258H56V257H53ZM69 256H71V254L69 255ZM74 256H72V257H74ZM131 256V255H130ZM143 256V255H142ZM185 256H187V255H185ZM190 256V255H189ZM193 256V257H194ZM36 257H38L37 259H36ZM46 258H48V255L47 256H45ZM110 257V256H109ZM109 257H107L108 258V260L111 258L112 259V257H114V256H111L110 258ZM127 257L128 256H126V259H127ZM138 257H140V256H138ZM151 257H152V254H151ZM191 257V256H190ZM190 257H188V258H190ZM204 257V258H203ZM3 258V259H4ZM42 258V257H41ZM40 258V259H41ZM70 258V257H69ZM98 258V257H97ZM106 258V259H107ZM117 258V257H116ZM122 258V257H121ZM136 258V257H135ZM141 258V257H140ZM187 258V257H186ZM194 258V259H195ZM39 259V261L41 262L42 261V263H43V261H45V260H43V259H45L44 257H43V259L42 260H40ZM64 259H66V257L64 258ZM105 259V258H104ZM105 259V260H106ZM110 259V260H111ZM138 259V258H137ZM137 259H135V260H137ZM179 259H180V257L178 258V261H179ZM191 259H193L192 257H191ZM51 260V261H50ZM67 260H68V258H67ZM66 260V261H67ZM69 260H71V258L69 259ZM107 260V261H108ZM115 260H118V259H115ZM121 260H124V258L123 259H121ZM121 260L119 261L121 264H122V262H121ZM135 260H133V261H135ZM143 260V259H142ZM155 260V259H154ZM181 260V259H180ZM183 260V259H182ZM35 261H33V263L35 262ZM39 261H36V262H39ZM46 261H47V259H46ZM57 261V260H56ZM66 261H62V264H63V262H64V264L66 263ZM104 261V260H103ZM103 261H101V262H103ZM107 261H104V263H107ZM129 261V260H128ZM140 261V260H139ZM153 261V260H152ZM178 261H177V264H178ZM187 261H189L188 259H187ZM191 261H193V260H191ZM195 261V260H194ZM197 261H195V264H196V262ZM217 261V262H218ZM31 262V261H30ZM40 262H39V264H40ZM49 262H51L52 263V259H49ZM53 262H55V259H54V261ZM58 262H56V264H58ZM97 262H99V261H97ZM96 262V263H97ZM110 262H112V263H117L118 261H110ZM109 262V263H110ZM181 262V261H180ZM185 262V261H184ZM190 262V261H189ZM189 262H188V264H189ZM216 262V263H217ZM32 263V262H31ZM41 263V264H42ZM46 263V262H45ZM44 263V264H45ZM48 263V262H47ZM100 263V262H99ZM98 263V264H99ZM108 263V264H109ZM112 263H110V264H112ZM120 263H118V264H120ZM125 263V262H124ZM128 263H130V262H128ZM127 263V261H126V263L125 264H128ZM136 263V262H135ZM140 263H142V262H140ZM181 263H183V262H181ZM204 262H201L200 264H203ZM205 263H206V261H205ZM215 263V262H214ZM34 264H37V263H34ZM48 264H50V263H48ZM53 264V263H52ZM55 264V263H54ZM66 264H70V262H68L67 261V263ZM134 264V263H133ZM153 264V263H152ZM192 264H194L193 262H192ZM213 264V263H212ZM219 264V263H218Z\"/></svg>",
  "mask_w": 264,
  "mask_h": 264
}]
</instances>
